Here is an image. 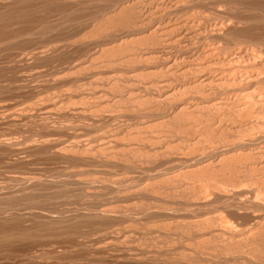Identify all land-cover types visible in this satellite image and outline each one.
<instances>
[{
	"label": "rangeland",
	"instance_id": "obj_1",
	"mask_svg": "<svg viewBox=\"0 0 264 264\" xmlns=\"http://www.w3.org/2000/svg\"><path fill=\"white\" fill-rule=\"evenodd\" d=\"M30 1H32V2H30ZM30 1L29 0H0V19H1L0 20V45L3 42H5V43H3L4 45L2 44L0 46V51H1L0 52V148H2V149H0V195H1L0 198H4L3 195H5V197L6 196L9 197V196H13V195H19L20 189H21V191L24 190L23 183L20 182L18 180V178L20 179V178L27 177V178H30V180H33V178L36 177L35 178L36 181L33 180V182H36V183H31V184L33 186H35V188L33 187V190L35 192L34 194H36L38 196L35 195L36 197L34 196V198L31 201L32 202L33 201L34 202L35 201L39 202L40 199H43L44 201L41 200L39 202V204H37V206H38L37 207L35 204H33L28 199H22L21 200L22 203L20 202V200H18V202L17 201L5 202V201H1L0 200L1 201L0 204L2 203L3 206H4L3 207L2 204L0 206V212H1L0 213V225H1L0 226V235H1L0 236V249H1L0 250V253H1L0 254V264H2V263L3 264H54V263L55 264H70L71 261H72L71 264H79L80 262H81L80 264H91V263L92 264H98V263L99 264H116V263L117 264H132V263L133 264H141V263H143V264H147V263H149V264H156V263L157 264H171V263L172 264H193L194 261H195L194 264H196L197 261H198L197 264H199V263L200 264H224V263L225 264L226 263L227 264H264V246H263L264 245L263 244L264 243V216H263L264 215V207L263 206L261 207V205L258 206V204L263 203V198H264V190H263L264 189V182H263V180H264V178H263V176H264V174H263L264 173V168L263 167L264 166L263 165L264 164L260 165V164L264 163V156H262L264 154V152H260V153L259 152H255L258 149H262L264 151V142H262L260 140H257L259 142L254 141V143L257 142L258 144L257 143L254 144L253 143V144H248L247 145V143L251 142L250 138L253 137V136H251L249 134L250 133L251 134L259 133L257 131L261 130V129L258 128V130L255 129V131H252L253 129H250L251 127L248 126V125L252 126V123H253V125H256V124L257 125H261L262 124L264 126V123H262L264 121H262L263 119L261 120V118H264V115H263V113H264L263 111L264 110H262V114L260 115L261 112L259 113V111L261 109L258 107L259 105L258 106H252L251 108L249 106L248 109H244V110H240L239 111L240 113H241V111L243 113L244 112L246 113V110H248L246 114H243V113L241 114V117L243 115V119H242L241 117H239V115H240L239 112H237V115H233V113L235 114L236 111H234V109L232 111L228 110L229 109L228 106L224 105V104H226L225 102H228V101H223V102L221 101L222 102V104H220L221 106L219 104H218L219 106L217 105V102H216L217 100L219 101L221 98L226 99V97L229 98V96L231 94H232V96H230V97H231V102L233 101L232 103H234V101H235V103L237 101H239L242 98L240 95L243 93V90H244V84H241V83H240V85H238V87L236 86V88L232 87L233 89H226L225 88V90H223L224 88H222V87H220L218 89L216 88L215 89L216 92H215V90L214 91L209 90L210 87H199V88L197 87V89H196V88H193L195 85L193 86L192 84L191 85H186L185 87H182L183 90H181V89L179 90V88H181V86H180L181 82L183 83V81L181 79L182 77L180 78V75H181L180 72L183 69L182 65L180 64V66H178L179 65L178 64L177 66H175L174 70L170 71L172 74L170 72L169 73L166 72V70L163 69V67L161 68L162 65H160V63L162 64V62L160 61V58H159L158 54H156V56H158V59H156L157 57L154 54V51H156V49H157V51L162 50L163 43H161V46L159 45L160 46L159 47L158 44H160V43L155 41V39H156V38L154 39L155 36L153 37L152 35H149V34H147V36L146 35H140V36L136 35L135 36L136 33L133 34L134 32H137L136 28L141 27L140 29L144 30V29H147V27L148 28L152 27L155 22L151 20V18L153 17V16L151 17V15H154V16L156 15L154 17V19L156 17L159 18V16L161 14L162 15H166V13H168L170 11L169 10L170 9V5H168V4H171L170 2L173 1V0H171V1H168V0L167 1L166 0H155L156 2H154L153 0H151V1L150 0H144V1L135 0V1H140L139 3L136 4L137 7L135 5V1L134 0H130V1L129 0H106V1L105 0H103V1L102 0H95V1L94 0H83V1L82 0L81 1L80 0H52V1L51 0H30ZM146 1H147V3H146ZM159 1L160 2L162 1L164 3V5H165V2H166L167 3L166 6L168 5V7L163 6L164 7V9H162L163 11L159 10L161 7H159L158 10H155L157 8V6L155 4L156 3H160ZM178 1L181 4L183 3L182 4L183 7L181 5V8L183 9L182 10L183 13H181L182 11L180 10L179 11L180 13H179L178 16H182V14L184 15L186 12H188L190 10L188 8H194L193 10H196V11L198 9L197 12H200V13L204 14L203 16H205L202 19V21H203V23H206V24L201 25L202 21H200V25H201L202 30L206 29L207 31H209V33L208 32L206 33V31L203 30V32H201V38L198 39V40H201L202 42L198 41V40L196 42L195 41L196 39H194L193 40V41H195L193 43L194 46H191L193 49H190V50H194L195 49L194 51H196V53H199L200 50H203V48H206L208 45H211V43H212V45L213 44L214 45H218L220 39H216L217 33H214V32H218L220 30L213 29L212 25L215 24L216 22L218 24L222 23L223 27L221 28L220 32L223 31L222 35L224 33L225 37L223 35V37L221 39V41L223 40L221 45H222V50L224 51V52H222V50H221V52H222L221 53V56H222L221 58H223L225 56L227 57V55H228L227 58H229V57L234 58L235 53H237V52H239L241 50L242 51H244V50L250 51L251 50L250 52L251 53L254 52L253 54H255V55L258 52V55L261 54V56H263V57H261V56L258 57V55H257L256 58L258 57L260 59L257 60L258 59L257 58L256 60H253V61L251 60L253 62V63L252 62L251 63L253 65L254 64L256 65V63L259 61L257 63V65L259 64L258 65L259 67L256 65L255 67L253 66L250 69H253V70L254 69L255 70L259 69L260 70L259 72L261 73V71H262V73L264 74V64H263L264 63L263 62L264 61V53H263L264 52V48H263L264 47V23H263L264 22V3H262V2H264V0H214V1L213 0H209L210 2L208 0H203V1H200V0H193V1L192 0L191 1L190 0H188V1L187 0H181L180 1V0H178ZM178 1H176V3L179 4ZM186 1L190 2V3H188L189 6L186 5L187 4ZM196 1H198V2L200 1V2L198 3ZM57 2H59V3H57ZM141 2H143L144 4L146 3L147 5L145 4L146 5L145 6ZM151 2H154V4H151ZM184 2L186 4H184ZM202 2H204V4H202ZM128 4L130 5V7H129ZM150 4H151V6H149ZM68 6H69L70 10H68L69 9ZM124 6L126 7V9H125ZM127 6H128V8H127ZM37 7H38V9H37ZM84 7L86 9H84ZM120 7L124 8L126 11L121 9ZM130 8H133L134 11L132 9H130ZM23 9H24V11H23ZM28 9H30V10H28ZM31 9H32V11H31ZM144 9H145L146 12L144 11ZM148 9L150 10V12H149ZM187 9H188V11H186ZM43 10H45V11H43ZM104 10H106V11H104ZM216 10H218V11H216ZM22 11H23V13H22ZM196 11H195V13H196ZM5 12H7V13H5ZM101 13H103V14H101ZM128 13H129V15H132V16L129 17ZM137 13H139V14H137ZM154 13H157V14H154ZM3 14L6 17L2 16ZM36 14H37V16H36ZM47 14H48V16H47ZM90 14H92V16ZM108 14H109V17H108ZM7 15H8V17H7ZM105 15H107V16H105ZM40 16H41L42 19L40 18ZM117 16L119 18H117ZM123 16H125V17H123ZM126 16L129 17L130 19H128ZM133 16H135L136 18L133 17ZM172 16H177V15L173 14ZM10 17H13V18H10ZM70 17H71V19H70ZM110 17H111V20H110ZM8 18H10V19H8ZM74 18H75V20H73ZM158 18H156L155 21ZM205 18H207V19H205ZM139 19H141V20H139ZM143 19H145V20H143ZM204 19H205V21H204ZM4 20H6V22ZM32 20H34V21L32 22ZM67 20L68 21L70 20V21L68 22ZM124 20H126V21H124ZM197 21H199V18H197ZM221 21H223V22H221ZM80 22H83V24L80 23ZM114 22H116V23H114ZM118 22H122V23H118ZM143 22H144V25L142 24ZM225 22H226V24H225ZM140 23H141V25H140ZM145 23H146V25H145ZM70 24H71V27H70ZM117 25L119 27H117ZM131 25H132L133 28L134 27H136V28L133 29L132 27H129ZM14 26H16L17 28L14 27ZM20 26H22V27H20ZM123 26L125 27V29H124ZM202 26H204V27H202ZM44 27H45V29H44ZM115 27H116V29H115ZM142 27H144V28H142ZM211 27H212V29H211ZM119 28H120V30H119ZM32 29H33V31H32ZM43 29H44V31H43ZM130 29L132 30V33H130L131 32ZM208 29H210L211 31L208 30ZM228 29H230V30H228ZM244 29H245V31H244ZM110 30H111V32H110ZM133 30H135V31L133 32ZM212 30L214 31L213 33H212ZM236 30L238 31V33H237ZM39 31H41V33ZM57 31H58V33H57ZM105 31H107V32H105ZM125 31H126V33H125ZM61 32H64V33H61ZM204 32H205V35H204ZM220 32H218V33H220ZM244 32H248V33H244ZM225 33H227V34H225ZM12 34H15V35H12ZM128 34H130V35H128ZM132 34H133V36H131ZM206 34H208V36H206ZM31 35H32V38H31ZM148 35L150 36L151 40H150V38H147ZM142 36H143V38H142ZM202 36H203V38H202ZM204 36H206V37H204ZM226 36H227L228 40L225 39ZM246 36L248 38H246ZM258 36H260V37H258ZM228 37H230V38H228ZM42 38H43V40H42ZM141 38H142V40H141ZM166 38L170 39V36L166 35ZM16 39H18V40H16ZM21 39H22V41H21ZM80 39H82V40H80ZM233 39H235V40H233ZM238 39L241 40V41H239ZM84 40H86V41H84ZM150 41H151V43L152 42L153 43L151 44ZM173 41L174 40H172L171 42L173 43ZM232 41L233 42L236 41L235 44ZM139 42H141V43H139ZM154 42L156 43V45L154 44ZM53 43H54V45L55 44H57V45L54 46ZM138 44L140 45V47H139ZM164 44L168 45L169 42L168 43H164ZM174 44H175V42L172 45L174 46ZM204 44H205L206 47L203 46ZM252 44H253V46H252ZM170 45H168V46L163 45V46H164L165 49L169 48L168 50L173 54V56H175L176 54H179L177 52L179 50V46H177L175 44V46L172 48V45H171V47H170ZM234 45H237V46H234ZM51 46H52V49L50 48ZM126 46H128L129 48L128 47L126 48ZM137 46L141 50L139 48H137ZM144 46H145V48H144ZM198 46H199V48H198ZM223 46H224V49L227 47L225 49L226 51L223 49ZM256 46H257V48L259 50L256 48ZM241 47H243V49ZM247 47H248V49H247ZM54 48H56V49H54ZM228 48L230 50L232 49L231 52L229 51ZM235 48H236V50H235ZM238 48L239 49L241 48V49L238 50ZM123 49H125V50H123ZM146 49L150 53L149 52L147 54L145 53L146 54L145 55L144 52H146ZM44 50H46V51H44ZM52 50H54V51H52ZM190 50H188V51L191 52ZM260 50H262V51H260ZM36 51L40 52V54L42 56L36 58V56H34V54H37ZM55 51L58 52V53H56ZM228 51H229V53H228ZM232 51H233V53H232ZM259 51H260V53H259ZM200 52H202V51H200ZM139 53L141 54V56L143 58H141ZM148 54H150V55H148ZM28 56H29V58H28ZM136 56H137V59H136ZM145 56H147V58ZM148 57H149V59H148ZM153 58H155V59H153ZM216 58H218V55L216 56ZM261 58H263V59H261ZM196 59H199L198 61L199 62L202 61L204 64H206L207 62H210L209 59H207V60L205 59L204 60V58L200 59L198 57H196ZM180 60H178V61H180ZM247 60L248 59H246V58H244V60L242 58V60H241L242 62H241L240 59H238V62H236L237 66L239 65V67H240L244 63H248ZM261 60H262L263 63L262 62L260 63ZM151 61L153 62V64H152ZM245 65H247V64H245ZM177 67H180V69L178 68V70H177ZM261 67H262L263 70L261 69ZM257 71H255V72H257ZM64 76H66V77H64ZM238 76L240 77V75H238ZM176 78H178V79H176ZM117 81H119V82H117ZM161 81L169 82L170 83L169 85H171V87L168 86L167 88H162V91H161V89H160L161 87L159 86V83ZM176 85H178V87ZM263 87H264V85H262V87H260L259 89H261V91H263L264 90ZM200 88L203 91H199V90H201ZM237 88H239L238 89L239 92H238ZM164 89H166L167 91L164 90ZM169 89H171V90H169ZM158 90H160V91H158ZM206 90L207 91H211V93L207 92ZM233 90H237V92L236 91L234 92ZM257 90L258 89H255L254 92H257L256 94H259L261 91L260 90L257 91ZM224 91L228 92L227 96L224 95V94H226V92H224ZM230 91H232V93ZM212 92L215 93V94H218L217 95L218 97L216 95H214V97L216 96L215 98H213L211 96V98H210L211 102H210V100L208 99L210 97V96H208V93L210 95H212ZM162 93H163V95H162ZM205 93L207 94L208 98H206V94ZM220 93L223 94V95H221ZM167 95L169 96V98H166V97H168ZM196 96H197V98L198 97L199 98L203 97L204 99L203 98H201V99L198 98V101H196L197 99H194V98H196ZM185 97H186V99H184ZM219 97H221V98H219ZM236 97H238L239 100L235 99ZM163 98L165 99L164 101H163ZM182 99H184V100H182ZM202 99L205 100L206 102L205 101L203 102ZM187 100H189V101H187ZM182 101H183V103H182ZM185 102H188V103H185ZM177 103L178 104L180 103V104L177 105ZM209 103H212V104H209ZM171 106L174 107V109L170 108ZM175 106L176 107L179 106V107L176 108L178 110L175 109ZM214 107H215V109H214ZM7 108H9V109H7ZM35 108H36V110H35ZM145 109H146V111H145ZM207 109H209V110H207ZM217 109H219V110H217ZM249 109H251V110H249ZM258 109H259V111H258ZM47 110H48V112H47ZM147 110L150 111V113ZM212 110H213V113H211ZM220 110H221V112H220ZM26 111H28V112L30 111V112L28 113ZM181 111H183V112H181ZM224 111H227V112H224ZM250 111H251V113H250ZM252 111H255V113H253L255 115H253V116H252ZM10 112H11V114H10ZM83 112L84 113L86 112V113L84 114ZM114 112H115V114H114ZM171 112H173V113H171ZM73 113H74L75 116L73 115ZM161 113H162L163 116L159 115ZM229 113L231 115H229ZM257 113H258V115H256ZM12 114H14V115H12ZM48 114H50V115H48ZM227 114H228V116H226ZM98 115H100V116H98ZM150 115H153V116H150ZM164 115H168V116H164ZM174 115H175V117H172ZM247 115H248V117H247ZM249 115L251 116L250 118H249ZM194 116H195V118H194ZM211 116H212L213 119L211 118ZM219 116H221V117H219ZM244 116L246 117V119L244 118ZM258 116H259V118H258ZM143 117H144L146 122L144 121ZM145 117L146 118L148 117L147 118L148 122H147V119ZM224 117L225 118L226 117H230V118L231 117H236V118L230 120L228 118L225 119ZM220 118H222V119H220ZM139 119H141L143 121H141ZM149 119H150V121H149ZM151 119H152V121H151ZM44 120L47 121V122L49 121V123L45 122ZM215 120L219 121V122H216V125L214 124ZM221 120L224 121V122H221ZM235 120L237 122L239 121L238 123L235 122L236 124L234 123L236 126L233 124V121H235ZM194 121H195V123H194ZM212 121H214V122H212ZM258 121H261V122H258ZM18 122H20V123H18ZM245 122H247V124ZM217 123L219 124V126L221 124V126H224V127H221V126L219 127ZM229 123H230V126H229ZM45 124H49V125H45ZM210 124L211 125L213 124V126H214V127L212 126L213 129H212V127H210ZM90 125H92V126H90ZM207 125L209 126V128H208ZM233 126H235V127L232 130ZM226 127H227V129H226ZM239 127H240V130H239ZM214 128H215V130H214ZM243 128H244V130H243ZM209 129H211V131H209ZM203 130H205V132ZM224 130L225 131L228 130L227 131L228 134H227V132H224ZM232 131L233 132L237 131V133H233ZM223 132L225 134H227V135H225ZM247 132H248V135H247ZM190 133H192V134H190ZM232 133H233V135H232ZM238 133H240V134H238ZM149 134H150V136H149ZM237 134H238V136H237ZM146 135L149 136V137H147ZM151 135H153V136H151ZM218 135H221V136L219 137ZM230 135H232V136L230 137ZM222 136H223V138L220 139ZM224 136L226 138L230 137L229 138L230 142ZM239 136L241 138L243 136L246 138V140L244 139V137H243V139H240L242 141L245 140L244 143L246 145L244 143H242V141H241V143H240V141L238 142L237 139L240 138ZM171 137H174V139L171 138ZM212 137L214 138V140H212L213 139ZM151 138H153V139H151ZM215 139H217V140L219 139V141L216 142ZM225 139L227 140L226 142H228L229 144L231 143V145L233 146V150L231 149L232 148L231 145L228 146L229 145L228 143L227 144L226 143H224V144L221 143V142H224ZM231 139H234V141H237L239 144L231 142V141H233ZM248 139H250V140H248ZM28 140H29V142H28ZM199 140H201V141H199ZM204 140H205V142H204ZM4 141H6V142L8 141V142L6 143ZM133 141H135V142H133ZM24 142H26V143H24ZM77 142H78V144H77ZM215 142L217 144L220 142L221 144H219V145L215 144L216 145L215 146L216 147L215 148L216 151L214 152L215 149H213L211 147V145H209V143L213 144ZM22 143H23V146L21 145ZM63 143H65V145ZM108 143H109V145H108ZM116 143H118L117 144L118 146L116 145ZM232 143L236 144L235 145L236 148H235L234 144H232ZM25 144H26V146H25ZM36 144H37V146H36ZM113 144L116 145V146H114ZM136 144H137V146H135ZM240 144H242V145H240ZM262 144H263V146H262ZM8 145H10V146H8ZM30 145L33 146V147H31ZM60 145H61V147H60ZM88 145H89V147H88ZM95 145H96V147H95ZM203 145L206 146V149H208L210 147L209 148L210 150L204 151L205 147ZM221 145L224 146V147L222 146L220 148L221 150H223V148L226 149L227 146H228V148L226 150V153H225V156H227L229 154L228 158H230V159H228V162H227L226 161L227 159L225 160L224 159L225 157L222 155L219 158H221V159L223 158L225 160L223 162H225V163H223L221 161L220 164L218 162V164H219L218 165L216 163H217V160L219 158L217 159V157L215 155L217 154L216 153L217 151H221L220 149H218ZM251 145H252V147H250ZM4 146H5V148H4ZM64 146L67 147V148L64 149L65 148ZM108 146H111V147H108ZM244 146L245 147L247 146V147L245 148ZM259 146L262 147V148H260ZM6 147H8V148H6ZM11 147H13V148L11 149ZM24 147L26 149H24ZM55 147H57V148L55 149ZM74 147H76V148H74ZM189 147H191V148H189ZM242 147H244V148H242ZM29 148H30V150L28 151ZM31 148H34V149L31 150ZM72 148H74V149H72ZM93 148H94V150H93ZM134 148H135V150H134ZM203 148H204V150H203ZM211 148H212V150H211ZM22 149L25 150V151H23ZM59 149H61L62 151H60ZM183 149H185V150H183ZM235 149L237 151H239V150L243 151V152L246 151L245 153H251L252 152V154L249 155V157L247 156V158H246V156H241V160H240V158H237L236 160H234L235 157L231 158V154H233V156H235L234 154H237ZM26 150H27V152H26ZM55 150H57L56 153H55ZM111 150L113 151V153H112ZM186 150L188 152H186ZM21 151H22V153H21ZM63 151L66 154H63L64 153ZM79 151H81V152H79ZM191 151H193V152H191ZM60 152H62V154ZM212 152H214V153H212ZM89 153H91V154H89ZM203 153L206 154V155L208 154L207 156H209L210 159H209V157H207V159H206V156L205 155L203 156ZM253 153H255L254 156H253ZM67 154H69V155H67ZM182 154H183V156H182ZM212 154H214V156ZM260 154H261L262 157L260 156ZM52 155H54V156H52ZM178 155H179V157H178ZM81 156H83V157H81ZM104 156L106 158L108 157V158H111V159H108V158L107 159H103V158H105ZM198 156L199 157L202 156V157L199 158ZM255 156L257 158L259 157V159L256 160ZM204 157H205V160H206V162L203 163L204 165L203 164L200 165L199 163L195 164L196 161H198L199 159H202V158L204 159ZM242 157H243V160H242ZM250 157H251V159H250ZM44 158H46V159H44ZM181 158L182 159L184 158L183 159L184 162H183V160ZM196 158H197V160H196ZM213 158H214V162L216 161V163H215L216 166H217L216 169L214 167L215 164L211 165V164L214 163L213 161H211V160H213ZM73 159H75V161ZM192 159H193V161H191ZM247 159H249V161ZM77 160H78V162H77ZM106 160H108V161H106ZM188 160H189V163H187ZM209 160H210V162H209ZM229 160H230V162H229ZM231 160H233L232 161L233 166L231 164ZM258 160H260L261 162L260 161L258 162ZM94 161H96V163ZM171 161H172V164H171ZM242 161H244V162L241 163ZM253 161L254 162L256 161V163L254 164ZM82 162H84V163H82ZM107 162L108 163L109 162L110 163L113 162V163H111L113 165L110 166V165H108ZM185 162H186L187 165L183 164ZM236 162L238 163V165H237ZM250 162L253 163L252 167L253 166L255 167V165H256V167H258V169L256 167L255 168H251V165H250L251 163ZM176 163H177V165H176ZM179 163H180V166H179ZM227 163L231 164L230 165L231 168H230V166H228ZM124 164H126V165H124ZM221 164L222 165L224 164V165L221 166ZM244 164H246L247 168H246V166ZM175 165L178 166L177 169H175V170L173 169L172 170L171 166H175ZM182 165H183V167H182ZM226 165H227V167H226ZM143 166H145V167H143ZM205 166L207 168H205ZM208 166H209V169H211V172L208 169ZM212 166L214 167L215 170H213ZM218 166L219 167L221 166V168L219 169ZM224 166H225V168H227V170L224 168ZM103 167H105V168H103ZM228 167H229V171H230V169L236 168L237 170H239L241 168L242 172L239 170V173L241 172L242 175L240 174L241 175L240 176L239 173L235 174L234 170H236V169L231 170L230 173H229ZM232 167H234V168H232ZM204 168L206 170L208 169L209 171L207 172ZM222 168L225 169V170H223ZM261 168H263V170ZM73 169H74V173L77 170H79V171L82 170L83 171V174L80 175L81 178L80 177H78V178L82 179V181H84V182H86V181L90 182V183L89 182L83 183L82 184L83 187H86L85 185H87L86 188H87V190H89L90 189L89 187H92L94 185L93 188L94 189L96 188V190L97 189L98 190L96 191V193H95V190H93V192H94V194H97V193L100 192L99 194H97L98 196H94V198L90 197L91 199L89 198L88 199L89 201H88L87 198L90 196V193H88V192H91V190L86 191V188L81 187L82 185L69 184L70 182H72V180L70 181V178L71 179L73 178V177H71V175L73 174V172H72ZM99 169H101V170L103 169V170L101 171ZM128 169H129V171H128ZM192 169H194V170H192ZM251 169H254V170L251 171ZM123 170L125 172H123ZM204 170H205V172H203ZM219 170H221V171H219ZM246 170L248 172H246ZM79 171H77V172H79ZM103 171H105V172H103ZM225 171H228V172L224 173ZM97 172H100V173H97ZM193 172H195V173H193ZM221 172H223V173L220 174ZM244 172H246V173L243 174ZM56 173H58V174L56 175ZM68 173L69 174L71 173V174L69 175ZM199 173H200V175H199ZM208 173H209V175H208ZM227 173L229 174V176H228ZM255 173H257V174H255ZM223 174H225L226 176L223 175ZM250 174L252 176H250ZM15 175H16V177H15ZM160 175L163 176V177H161ZM202 176H203V178H202ZM227 176L229 177V179H227L228 178ZM232 176L234 177V179L232 178ZM236 176H238V177H236ZM239 176L242 177V180H244L246 182L242 183V181H241ZM243 176H244V179H243ZM245 176L246 177L248 176V177L246 178ZM249 176L252 177V178L249 179ZM55 177H57V178H55ZM115 177H116V179H115ZM204 177L206 179H208V178L209 179L206 180V179H204ZM254 177L255 178L257 177V178L255 179ZM11 178H14V179H11ZM65 178L66 179L68 178V179L66 180ZM237 178H239V179H237ZM260 178L261 179L263 178L262 181H261ZM15 179H17L18 181L15 180ZM37 179L42 181V183L40 181H38ZM42 179L44 181L54 180L52 182H54V184H56V185H54L55 187L53 185L50 186V184H48L47 186L44 185L45 183L43 182ZM58 179H59V181H58ZM83 179H85L86 181L83 180ZM120 179H122V180H120ZM246 179H249V181H251V182L249 183V181H247ZM6 180H7V182H6ZM55 180H57V182ZM60 180H61V183L63 182L64 184H60L59 183ZM64 180H65V182H64ZM106 180H108V182ZM184 180H188V181H184ZM199 180H200V183H199ZM233 180H234V183L236 181H238V180L241 181V182L238 181V182L235 183L237 187L236 186H234V187H236L237 190H235V188L233 187V185H234L233 184ZM10 181L13 182L15 185L12 184ZM37 181L39 183H37ZM96 181H102V182H105L106 184L105 183H103L105 185L100 184L102 182L95 183ZM202 181H204V182H202ZM214 181H215V183H214ZM256 181H258V183ZM114 182H116V183H114ZM66 183L68 184V186H67ZM88 183H89L90 186H88ZM224 183H226V184H224ZM57 184H59L60 186L58 187ZM96 184L100 188L98 186L95 187ZM109 184H111V185H109ZM38 185L40 187L41 186L42 187L41 188H37V187H39ZM61 185L67 186V189H66V187L62 188L63 186H61ZM106 185L107 186H113V188L115 186L116 187L112 191L110 189L108 191V188L106 187ZM199 185H201V186H199ZM48 186H49V188H47ZM183 186H185V188ZM220 186H221V188H220ZM50 187H52V188H50ZM68 188H70V189H68ZM200 188H202V189H200ZM214 188L217 189V190H215ZM35 189H36V191H35ZM48 189H49V191H48ZM60 189L61 190L64 189V190L60 192ZM65 189L67 191H65ZM84 189H85V191H84ZM42 190H43V192H42ZM76 190L78 192L81 191V194L78 193ZM103 190H105L106 194H105V192ZM123 190H124V192H123ZM140 190H141V192H140ZM187 190H189V191H187ZM218 190L219 191H223L224 190L223 191L224 193L223 192L219 193ZM229 190H230V193H229ZM8 191H10L11 194ZM37 191H39V192H37ZM82 191L87 192V193L85 194ZM113 191H115V192H113ZM116 191L119 192L118 195H117ZM145 191H146V193H145ZM148 191L150 192L149 195H148ZM226 191H228V192H226ZM236 191H238V192H236ZM56 192H59V194L56 193ZM120 192H122V193H120ZM137 192L141 196H139L137 194ZM201 192H202V194H204V196L203 195L199 196V194ZM231 192H232V194H231ZM241 192L242 193L244 192V193L242 194ZM41 193H43V194H41ZM45 193H47V194H45ZM51 193H53V195ZM54 193H56V194L54 195ZM144 193H145L146 196L144 195ZM221 193H222V195H221ZM225 193H226V195L228 193L230 194V197H229V195H227V196L229 197V200H231L232 202L231 201L228 202V197L224 196ZM20 194H22V193L20 192ZM49 194H50V196H49ZM64 194H66V195H64ZM82 194H84V196ZM125 194L126 195L128 194V195L126 196ZM150 194H152L154 197L150 196ZM237 194H239V195H237ZM39 195L41 197H39ZM57 195H59V197ZM80 195L82 196V198L80 197ZM121 195H122L123 198H119L118 199L117 196L120 197ZM45 196H48L50 199L46 197V201H45V199H44ZM51 196H54V197H51ZM86 196H88V197H86ZM197 196H198V198L201 197L203 199L205 198L204 200H207V201H203L200 198L202 202H200V201L199 202L203 204V207L201 209L197 208L198 210L196 208H194V207H196L194 205L195 202L197 200H199L197 198ZM218 196H220L219 197L220 199L218 198ZM222 196H224L227 199L228 206H227L226 201H225L226 199L222 198ZM38 197L40 198L39 200L37 199ZM55 197H56V199H51V198H55ZM185 197L187 198V200H185L186 199ZM238 197H239V199H238ZM258 197H260V198H258ZM92 198H93V200H92ZM193 198H195V202H194ZM234 198H235V200H233ZM189 199L193 201V203H194L193 206H191L192 204L190 203ZM249 199H250V201L252 203L248 201ZM26 200H27V202L29 201V203H27ZM61 200H63V201H61ZM222 200H224L225 202H223ZM240 200H243L245 203L241 201V202H239L236 205V203L238 201H240ZM42 201H43L44 204L41 205L40 203H42ZM187 201H189L188 204H187ZM208 201H209V203H208ZM61 202H62L63 205L60 204ZM88 202H90V204ZM107 202H109V203H107ZM163 202H164V204H163ZM11 203H13V204L14 203L15 204L18 203L19 205L16 204L17 206L14 207V206H12L13 204H11ZM45 203H47V204H45ZM219 203H221V204H219ZM233 203H234V205H233ZM246 203H248L249 209L246 207L247 206ZM249 203H251V206H250ZM7 204L9 205V207L7 206ZM56 204H58V205H56ZM88 204H89V206H88ZM243 204H246V205L243 206ZM33 205H35V206H33ZM103 205H105V206H103ZM241 205H242V207H241ZM39 206H41V207H39ZM98 206H100V207H98ZM238 206H240L242 209L244 208V210H242ZM11 207H13L14 209L16 208V209L15 210L14 209L11 210ZM53 207H54V209H53ZM134 207H135V209H134ZM142 207H143V209H142ZM145 207H146V209L144 210ZM160 207H161V209H160ZM9 208H10V210H9ZM21 208H22V210H21ZM82 208H85V209H82ZM100 208L104 209V211L101 210ZM150 208H152V209H150ZM1 209H2V211H1ZM7 209L9 211H6ZM48 209H50V211ZM147 209H149V210H147ZM85 210H87V211H85ZM109 210L112 211V212L109 213L110 212ZM114 210H115V212H118V213H115ZM127 210H128V212H127ZM37 211H41V212H37ZM155 211H156V213H155ZM176 211H178V212H176ZM183 211H184V214H183ZM192 211H193V213H192ZM255 211H256V213H255ZM3 212H6V213L4 214ZM98 212L100 214L104 213V212H107V214L106 213H105V215L102 214V216L100 215L99 216L100 218H99L98 217ZM136 212H139V213H136ZM201 212H202V214H201ZM108 213H109V215H108ZM178 213H179V216H178ZM75 214H79V215H75ZM149 214H150V216H149ZM252 214L253 215L255 214L256 217H255V215L253 216ZM58 215H60V216H58ZM74 215H75V217H74ZM83 215H84V217H83ZM106 215H108V216H106ZM172 215H173V217H172ZM180 215H181V217H180ZM184 215H186V216H184ZM206 215H208V217ZM217 215L219 216L220 219H218ZM61 216H63V218ZM79 216H80V218H79ZM165 216H167V217L165 218ZM57 218H59V219H57ZM94 218H96V220ZM123 218H125V219H123ZM222 218H224V219H222ZM257 218L258 219L260 218L261 222ZM36 219H38V220H36ZM39 219H40V221H39ZM50 219H52V220H50ZM142 219H143V221H142ZM46 221H48V222H46ZM86 221H87V223H86V225H84ZM92 221H94V222H92ZM257 221L260 222L262 225L260 223H258ZM217 222L218 223L220 222L219 225H218ZM52 223H53V225H52ZM185 223H186V225H185ZM197 223L199 224L198 228H196V226H198ZM256 223H258V224H256ZM33 224H35V225H33ZM66 224L68 226H66ZM50 225H51V227H49ZM193 225L195 226L196 229L193 227ZM216 225H217V227H215ZM118 226L121 227V230H120V227H118ZM221 226L222 227L224 226L225 228L224 227L222 228ZM98 227H100V228H98ZM1 228H2V230H1ZM76 228L77 229L79 228L78 232L76 231ZM217 228H219V229H217ZM226 228L227 229L229 228L228 231L226 230ZM114 229H116V230H114ZM59 230H61L63 232H61ZM123 230L126 231V232H124ZM218 230H221V233H222L221 236H220V231H218ZM224 230H226V232H227V233H225L226 234L225 237H224L225 234H223V232H222ZM234 230L236 232L235 236H233L234 235V233H233ZM169 231H171V232H169ZM239 231L242 234H240ZM131 232L133 234H131ZM177 232H179V233H177ZM218 232H219V235H217ZM124 233H126V235ZM168 233L169 234L172 233V234L169 235ZM201 233H202V235H201ZM230 233L233 234L232 237L230 236L231 235ZM249 233L252 234V236ZM2 234H4L5 236L2 235ZM50 234H53L54 236L50 235ZM75 234H76V236H75ZM111 234H113V235H111ZM134 234H135L136 237L134 236ZM189 234H191V236ZM212 234H213V236H211ZM227 234L229 236H227ZM39 235H40V237H39ZM45 235L48 236V237H46ZM68 235H70V236L68 237ZM79 235H80V238H79ZM199 235H200V237H198ZM245 235H247V236L245 237ZM9 237L11 239H13V240H11ZM212 237H214V238H212ZM227 237L228 238L231 237V238L228 240ZM233 237H235V239ZM240 237H242L243 240ZM114 238L116 239V241H115ZM218 238H220V239H218ZM33 239H34V242H33ZM96 239H98V240H96ZM52 240H54L55 242H53ZM252 240H254V242ZM121 241H122L123 244H121ZM223 241H224V243H223ZM159 242L161 243V245H160ZM232 242H234V243L230 244ZM63 243H64V245H63ZM119 243H120V245H118ZM219 243H221V244H219ZM114 244H115V246H114ZM169 245H170V247H169ZM189 245H190V247H189ZM209 245H210V247H212L213 245L214 246L212 248H210ZM216 245H217V247H216ZM39 246H41V247H39ZM129 247H131V248H129ZM29 248H30V250H29ZM154 248H155V250H154ZM182 248H184V250ZM98 249H100V250H98ZM120 249H121V252H120ZM71 250L73 251V253H72ZM122 251H124V254H122L123 253ZM138 251H139V253L142 252V251L143 252L147 251L148 253L147 252L146 253L145 252L142 253V254H145V256L142 255L141 253H140V255H138L139 254ZM198 251L200 252V254H199ZM227 251H228V253H227ZM111 252H112V254H111ZM166 252H168V253H166ZM187 252H190V254L187 253ZM215 252H216V254H215ZM149 253H150V255H149ZM204 253H206V254H204ZM121 255L123 256V258H121L122 257ZM28 256H30V257H28ZM146 256H148V257H146ZM194 256H195L196 259L194 258ZM6 257H7L8 260L6 259ZM51 257H53V259ZM129 257H133V258L135 257L136 258L135 260H137L136 262H138V263H136V262L134 263L133 259L129 258ZM176 259H178V260H176ZM110 260H111V262H110ZM148 260H150V261H148ZM47 262H49V263H47ZM206 262H208V263H206Z\"/></svg>",
	"mask_w": 264,
	"mask_h": 264
},
{
	"label": "bare ground",
	"instance_id": "obj_2",
	"mask_svg": "<svg viewBox=\"0 0 264 264\" xmlns=\"http://www.w3.org/2000/svg\"><path fill=\"white\" fill-rule=\"evenodd\" d=\"M30 1V0H29ZM52 1V0H51ZM81 1V0H80ZM83 1V0H82ZM95 1V0H94ZM103 1V0H102ZM106 1V0H105ZM130 1V0H129ZM135 1V0H134ZM142 1H144V0H142ZM151 1V0H150ZM149 1V2H150ZM154 2H156L155 0H153ZM167 1V0H166ZM168 1H171V0H168ZM174 1V0H173ZM173 1H171L170 3L171 4H168V5H170V11L168 12V13H166V15H162L161 13V15L159 16V18L158 17H156V18H158L156 21H155V19H154V17L156 16H154V15H151V20L152 21H154L155 23H154V25L152 26V27H147V29H144V30H142V29H140L141 27H139V28H136V27H134V28H136V31L137 32H134L135 30H133V34H135V36L136 35H146L147 36V34H149V35H152L153 37H154V39H155V41L156 42H158V43H160V44H158V46L160 45L161 46V43H163V45H166V46H168V45H170L172 42V40H174L173 41V43L175 42V44L177 45V46H179V50L177 51L179 54H176L175 56H173V54L168 50V49H165L164 48V46L162 45V50H160V51H157V49H156V51H154V54H155V56H156V54H158V56H159V58H160V61L162 62V64L160 63V65H162L161 66V68L163 67V69H165L166 70V72H170V71H173L174 70V67L175 66H177L178 64V66H180V64L182 65V71L180 72V78L182 79V81H183V83L181 82V84H180V86H181V88H179V90L181 89V90H183L182 89V87H185L186 85H195L193 88H196L197 89V87L199 88V87H210V89L209 90H212V91H214L216 88L218 89V88H220V87H222V88H224L223 90H225V88L226 89H233L232 87H234V88H236V86L238 87V85H240V83L241 84H244V90H243V93L240 95L242 98L239 100L238 99V97H236L235 99H238L239 101H237L236 103H235V101H234V103H232L231 102V97L230 96H232V91H230L229 93L231 94L230 96H229V98H227L226 97V99H224V98H221V97H219V98H221L219 101L217 100L216 102H217V105L219 104H222V102L223 101H228V102H225L226 104H224V105H227L228 106V110H233L234 109V111H236V113L234 114L233 113V115H237V112H239L240 110H244V109H248L249 108V106H250V108L252 107V106H258L261 110L259 111V109H258V111H259V113H260V115L262 114V110H264V90L263 91H261V89H259L260 87H262V85H264V74L262 73V71H261V73L259 72L260 70L259 69H257V70H253V69H250V68H252L253 66L255 67L256 65H257V63L259 62H257L256 63V65L254 64H252L253 62V60H256L259 56H261V54H259L258 55V52H257V54L255 55V54H253V53H251L250 51H248V50H244V51H239V52H237V53H235V55H234V58H231V57H229V58H227L228 57V55H227V57L225 56V57H223V58H221L222 56H221V53L222 52H224L223 50H222V45H221V43L223 42V40L221 41V39H222V37H223V35H224V33H223V35H222V32H220L221 31V28L223 27V24L221 23V24H218L217 22L215 23V24H213L212 25V27H213V29H218V30H220V31H218V32H220V33H218V32H214L213 30H212V33L214 32V33H217V35H216V39H220V41H219V44L218 45H212V43H211V45H208L207 47L205 46V44L203 45V46H205L206 48H203V50H200V51H202V52H200L199 51V53H196V51H194V50H190V49H193L191 46H194L193 45V43L196 41L197 42V40L199 39V38H201V32H203V30H202V28H201V25H203V24H206V23H203V21H202V19L205 17V16H203L204 14H202V13H200V12H197L198 11V9H197V11L196 10H193L194 8H188V9H190L189 11H188V9L186 10V11H188V12H186L184 15L182 14V16H178L179 15V11L181 10H183L182 8H181V5L183 4H181L178 0H175L174 2ZM176 1H178L179 2V4L178 3H176ZM181 1V0H180ZM188 1V0H187ZM186 1V3L184 2V4H186V5H188V3H190V2H187ZM191 1V0H190ZM193 1V0H192ZM200 1H203V0H200ZM199 1V2H200ZM209 1V0H208ZM214 1V0H213ZM30 2H32V1H30ZM46 2V1H45ZM140 1H135V5L137 4V3H139ZM154 2H151V4H154ZM160 2V1H159ZM196 2H198V1H196ZM198 2V3H199ZM210 2V1H209ZM235 2V1H234ZM255 2V1H254ZM20 3V2H19ZM22 3V2H21ZM56 3V2H55ZM57 3H59V2H57ZM75 3V2H74ZM115 3V2H114ZM118 3V2H117ZM128 3V2H127ZM142 4H144L143 2H141ZM140 3V4H141ZM146 3H147V1H146ZM145 3V4H146ZM193 3V2H192ZM232 3V2H231ZM237 3V2H236ZM262 3H264V2H262ZM13 4V3H12ZM35 4V3H34ZM51 4V3H50ZM144 4V5H145ZM151 4L149 5V6H151ZM166 2H165V5H164V3L161 1L160 3H156L155 5L157 6V8L155 9V10H158L159 9V7H161L159 10H162V9H164V7L163 6H166ZM195 4V3H194ZM202 4H204V2H202ZM238 4V3H237ZM252 4V3H251ZM255 4V3H254ZM48 5V4H47ZM85 5V4H84ZM104 5V4H103ZM106 5V4H105ZM129 5V4H128ZM147 5V4H146ZM145 5V6H146ZM168 5L166 6V7H168ZM235 5V4H234ZM16 6V5H15ZM43 6V5H42ZM61 6V5H60ZM94 6V5H93ZM97 6V5H96ZM111 6V5H110ZM116 6V5H115ZM120 6V5H119ZM122 6V5H121ZM126 6V5H125ZM124 6V7H125ZM144 6V7H145ZM189 6V5H188ZM198 6V5H197ZM200 6V5H199ZM205 6V5H204ZM231 6V5H230ZM261 6V5H260ZM71 7V6H70ZM74 7V6H73ZM77 7V6H76ZM87 7V6H86ZM90 7V6H89ZM129 7H130V5H129ZM136 7H137V5H136ZM163 7V8H162ZM182 7H183V5H182ZM195 7V6H194ZM202 7V6H201ZM224 7V6H223ZM226 7V6H225ZM253 7V6H252ZM259 7V6H258ZM15 8V7H14ZM20 8V7H19ZM22 8V7H21ZM68 8H69V6H68ZM93 8V7H92ZM98 8V7H97ZM101 8V7H100ZM114 8V7H113ZM121 8V7H120ZM127 8H128V6H127ZM197 8V7H196ZM4 9V8H3ZM17 9V8H16ZM15 9V10H16ZM37 9H38V7H37ZM42 9V8H41ZM57 9V8H56ZM78 9V8H77ZM76 9V10H77ZM84 9H86L85 7H84ZM111 9V8H110ZM118 9V8H117ZM121 9H123V10H125L126 9V7H125V9L124 8H121ZM130 9H132L133 10V8H130ZM138 9V8H137ZM186 9V8H185ZM28 10H30V9H28ZM51 10V9H50ZM61 10V9H60ZM68 10H70V8L68 9ZM89 10V9H88ZM91 10V9H90ZM93 10V9H92ZM100 10V9H99ZM129 10V9H128ZM149 10V9H148ZM154 10V11H155ZM204 10V9H203ZM223 10V9H222ZM221 10V11H222ZM256 10V9H255ZM4 11V10H3ZM8 11V10H7ZM18 11V10H17ZM23 11H24V9H23ZM23 11H22V13H23ZM27 11V10H26ZM25 11V12H26ZM31 11H32V9H31ZM43 11H45V10H43ZM66 11V10H65ZM64 11V12H65ZM94 11V10H93ZM104 11H106V10H104ZM122 11V10H121ZM126 11V10H125ZM134 11V10H133ZM137 11V10H136ZM144 11H145V9H144ZM163 11V10H162ZM195 11H196V13H195ZM216 11H218V10H216ZM225 11V10H224ZM260 11V10H259ZM2 12V11H1ZM29 12V11H28ZM52 12V11H51ZM68 12V11H67ZM103 12V11H102ZM132 12V11H131ZM146 12V11H145ZM144 12V13H145ZM149 12H150V10H149ZM153 12V11H152ZM240 12V11H239ZM257 12V11H256ZM262 12V11H261ZM5 13H7V12H5ZM10 13V12H9ZM12 13V12H11ZM39 13V12H38ZM43 13V12H42ZM53 13V12H52ZM61 13V12H60ZM69 13V12H68ZM159 13V12H158ZM181 13H183V11L181 12ZM225 13V12H224ZM253 13V12H252ZM27 14V13H26ZM34 14V13H33ZM40 14V13H39ZM38 14V15H39ZM57 14V13H56ZM59 14V13H58ZM72 14V13H71ZM74 14V13H73ZM93 14V13H92ZM92 14H90L91 16H92ZM101 14H103V13H101ZM137 14H139V13H137ZM154 14H157V13H154ZM177 15V16H172V15ZM9 15V14H8ZM8 15H7V17H8ZM23 15V14H22ZM50 15V14H49ZM80 15V14H79ZM100 15V14H99ZM128 15H129V13H128ZM135 15V14H134ZM143 15V14H142ZM146 15V14H145ZM209 15V14H208ZM207 15V16H208ZM236 15V14H235ZM2 16H4V14L2 15ZM1 16V17H2ZM24 16V15H23ZM36 16H37V14H36ZM47 16H48V14H47ZM46 16V17H47ZM78 16V15H77ZM105 16H107V15H105ZM113 16V15H112ZM130 16H132V15H129V17ZM141 16V15H140ZM139 16V17H140ZM194 16V17H193ZM211 16V15H210ZM4 17H6V16H4ZM19 17V16H18ZM39 17V16H38ZM87 17V16H86ZM104 17V16H103ZM108 17H109V14H108ZM114 17V16H113ZM112 17V18H113ZM121 17V16H120ZM123 17H125V16H123ZM127 17V16H126ZM129 17H127L128 19H130ZM133 17H135V16H133ZM138 17V16H137ZM142 17V16H141ZM140 17V18H141ZM209 17V16H208ZM258 17V16H257ZM261 17V16H260ZM263 17V16H262ZM3 18V17H2ZM10 18H13V17H10ZM10 18H8V19H10ZM32 18V17H31ZM40 18H41V16H40ZM50 18V17H49ZM117 18H119L118 16H117ZM126 18V19H127ZM136 18V17H135ZM197 18H199V21H197ZM215 18V17H214ZM42 19V18H41ZM70 19H71V17H70ZM205 19H207V18H205ZM205 19H204V21H205ZM250 19V18H249ZM1 20V19H0ZM17 20V19H16ZM20 20V19H19ZM73 20H75V18L73 19ZM110 20H111V17H110ZM138 20V19H137ZM139 20H141V19H139ZM143 20H145V19H143ZM142 20V21H143ZM148 20V19H147ZM150 20V21H151ZM228 20V19H227ZM5 22H6V20H4ZM22 21V20H21ZM34 20H32V22H33ZM36 21V20H35ZM40 21V20H39ZM44 21V20H43ZM55 21V20H54ZM68 21V20H67ZM70 21V20H69ZM68 21V22H69ZM81 21V20H80ZM97 21V20H96ZM123 21V20H122ZM124 21H126V20H124ZM135 21V20H134ZM151 21V22H152ZM200 21H202V23H201V25H200ZM209 21V20H208ZM214 21V20H213ZM234 21V20H233ZM2 22V21H1ZM17 22V21H16ZM46 22V21H45ZM50 22V21H49ZM62 22V21H61ZM100 22V21H99ZM128 22V21H127ZM131 22V21H130ZM149 22V21H148ZM221 22H223V21H221ZM14 23V22H13ZM25 23V22H24ZM31 23V22H30ZM54 23V22H53ZM57 23V22H56ZM80 23H82L83 24V22H80ZM114 23H116V22H114ZM118 23H122V22H118ZM208 23V22H207ZM229 23V22H228ZM232 23V22H231ZM264 23V22H263ZM11 24V23H10ZM18 24V23H17ZM23 24V23H22ZM33 24V23H32ZM31 24V25H32ZM46 24V23H45ZM81 24V25H82ZM100 24V23H99ZM127 24V23H126ZM136 24V23H135ZM138 24V23H137ZM143 25H144V22L142 23ZM153 24V23H152ZM151 24V25H152ZM225 24H226V22H225ZM233 24V23H232ZM242 24V23H241ZM252 24V23H251ZM250 24V25H251ZM8 25V24H7ZM28 25V24H27ZM37 25V24H36ZM48 25V24H47ZM61 25V24H60ZM69 25V24H68ZM85 25V24H84ZM94 25V24H93ZM101 25V24H100ZM104 25V24H103ZM120 25V24H119ZM123 25V24H122ZM128 25V24H127ZM140 25H141V23H140ZM145 25H146V23H145ZM150 25V24H149ZM228 25V24H227ZM226 25V26H227ZM249 25V26H250ZM26 26V25H25ZM53 26V25H52ZM73 26V25H72ZM75 26V25H74ZM95 26V25H94ZM108 26V25H107ZM121 26V25H120ZM135 26V25H134ZM148 26V25H147ZM210 26V25H209ZM229 26V25H228ZM231 26V25H230ZM253 26V25H252ZM255 26V25H254ZM263 26V25H262ZM14 27H16V26H14ZM20 27H22V26H20ZM61 27V26H60ZM70 27H71V24H70ZM117 27H119L118 25H117ZM124 27V26H123ZM122 27V28H123ZM127 27V26H126ZM129 27H132V25L131 26H129ZM128 27V28H129ZM202 27H204V26H202ZM212 27H211V29H212ZM237 27V26H236ZM261 27V26H260ZM10 28V27H9ZM8 28V29H9ZM17 28V27H16ZM15 28V29H16ZM48 28V27H47ZM50 28V27H49ZM62 28V27H61ZM64 28V27H63ZM79 28V27H78ZM90 28V27H89ZM97 28V27H96ZM100 28V27H99ZM108 28V27H107ZM114 28V27H113ZM127 28V29H128ZM133 28V27H132ZM133 28V29H134ZM142 28H144V27H142ZM210 28V27H209ZM225 28V27H224ZM223 28V29H224ZM227 28V27H226ZM235 28V27H234ZM249 28V27H248ZM254 28V27H253ZM4 29V28H3ZM24 29V28H23ZM31 29V28H30ZM39 29V28H38ZM44 29H45V27H44ZM44 29H43V31H44ZM51 29V28H50ZM49 29V30H50ZM58 29V28H57ZM66 29V28H65ZM71 29V28H70ZM112 29V28H111ZM115 29H116V27H115ZM124 29H125V27H124ZM123 29V30H124ZM138 29V30H137ZM247 29V28H246ZM5 30V29H4ZM55 30V29H54ZM101 30V29H100ZM106 30V29H105ZM119 30H120V28H119ZM122 30V29H121ZM131 30V29H130ZM208 30H210V29H208ZM228 30H230V29H228ZM241 30V29H240ZM251 30V29H250ZM254 30V29H253ZM262 30V29H261ZM19 31V30H18ZM23 31V30H22ZM21 31V32H22ZM32 31H33V29H32ZM71 31V30H70ZM113 31V30H112ZM204 31H206V33L208 32L209 33V31H207L206 29L204 30ZM211 31V30H210ZM226 31V30H225ZM224 31V32H225ZM237 31V30H236ZM244 31H245V29H244ZM252 31V30H251ZM15 32V31H14ZM13 32V33H14ZM31 32V31H30ZM40 33H41V31H39ZM52 32V31H51ZM67 32V31H66ZM105 32H107V31H105ZM110 32H111V30H110ZM124 32V31H123ZM128 32V31H127ZM250 32V31H249ZM7 33V32H6ZM18 33V32H17ZM27 33V32H26ZM33 33V32H32ZM56 33V32H55ZM57 33H58V31H57ZM56 33V34H57ZM61 33H64V32H61ZM93 33V32H92ZM104 33V32H103ZM102 33V34H103ZM125 33H126V31H125ZM130 33H132V30H131V32ZM232 33V32H231ZM236 33V32H235ZM237 33H238V31H237ZM241 33V32H240ZM239 33V34H240ZM244 33H248V32H244ZM16 34V33H15ZM15 34H12V35H15ZM19 34V33H18ZM24 34V33H23ZM73 34V33H72ZM105 34V33H104ZM133 34L131 35V36H133ZM225 34H227V33H225ZM233 34V33H232ZM251 34V33H250ZM46 35V34H45ZM44 35V36H45ZM52 35V34H51ZM128 35H130V34H128ZM148 35V37L147 38H150V36ZM166 35L168 36H170V39L169 38H166ZM203 35V34H202ZM204 35H205V32H204ZM210 35V34H209ZM234 35V34H233ZM232 35V36H233ZM238 35V34H237ZM10 36V35H9ZM19 36V35H18ZM58 36V35H57ZM61 36V35H60ZM85 36V35H84ZM99 36V35H98ZM117 36V35H116ZM206 36H208V34H206ZM206 36H204V37H206ZM212 36V35H211ZM231 36V35H230ZM241 36V35H240ZM29 37V36H28ZM47 37V36H46ZM53 37V36H52ZM67 37V36H66ZM86 37V36H85ZM130 37V36H129ZM224 37H225V35H224ZM251 37V36H250ZM249 37V38H250ZM258 37H260V36H258ZM26 38V37H25ZM31 38H32V35H31ZM80 38V37H79ZM105 38V37H104ZM110 38V37H109ZM113 38V37H112ZM123 38V37H122ZM132 38V37H131ZM142 38H143V36H142ZM142 38H141V40H142ZM202 38H203V36H202ZM215 38V37H214ZM228 38H230V37H228ZM233 38V37H232ZM231 38V39H232ZM246 38H248L247 36H246ZM5 39V38H4ZM12 39V38H11ZM45 39V38H44ZM83 39V38H82ZM82 39H80V40H82ZM133 39V38H132ZM194 39H196L195 41H193ZM206 39V38H205ZM209 39V38H208ZM207 39V40H208ZM224 39V38H223ZM225 39H227V36H226V38ZM237 39V38H236ZM16 40H18V39H16ZM15 40V41H16ZM24 40V39H23ZM42 40H43V38H42ZM139 40V39H138ZM144 40V39H143ZM148 40V39H147ZM150 40H151V38H150ZM171 40V41H170ZM206 40V41H207ZM214 40V39H213ZM228 40V39H227ZM226 40V41H227ZM230 40V39H229ZM233 40H235V39H233ZM239 40V39H238ZM5 41V40H4ZM7 41V40H6ZM14 41V40H13ZM20 41V40H19ZM21 41H22V39H21ZM29 41V40H28ZM40 41V40H39ZM63 41V40H62ZM66 41V40H65ZM84 41H86V40H84ZM89 41V40H88ZM103 41V40H102ZM193 41V42H192ZM198 41H201V40H198ZM216 41V40H215ZM239 41H241V40H239ZM9 42V41H8ZM75 42V41H74ZM108 42V41H107ZM129 42V41H128ZM169 42V44L167 45V44H164V43H168ZM171 42V43H170ZM202 42V41H201ZM218 42V41H217ZM230 42V41H229ZM233 42V41H232ZM236 42V41H235ZM235 42H233L234 44H235ZM252 42V41H251ZM256 42V41H255ZM3 43H5V42H3ZM2 43V44H3ZM10 43V42H9ZM15 43V42H14ZM32 43V42H31ZM67 43V42H66ZM73 43V42H72ZM139 43H141V42H139ZM148 43V42H147ZM150 43H151V41H150ZM153 43V42H152ZM151 43V44H152ZM172 43V44H173ZM226 43V42H225ZM238 43V42H237ZM248 43V42H247ZM1 44V45H2ZM7 44V43H6ZM18 44V43H17ZM27 44V43H26ZM37 44V43H36ZM128 44V43H127ZM137 44V43H136ZM154 44L156 45V43L154 42ZM171 44V45H172ZM175 44H174V46H175ZM197 44V43H196ZM200 44V43H199ZM202 44V43H201ZM251 44V43H250ZM256 44V43H255ZM260 44V43H259ZM0 45V46H1ZM4 45V44H3ZM43 45V44H42ZM53 45H54V43H53ZM55 45H57V44H55ZM54 45V46H55ZM76 45V44H75ZM87 45V44H86ZM102 45V44H101ZM139 45V44H138ZM171 45H170V47H171ZM224 45V44H223ZM226 45V44H225ZM239 45V44H238ZM241 45V44H240ZM247 45V44H246ZM258 45V44H257ZM67 46V45H66ZM96 46V45H95ZM131 46V45H130ZM142 46V45H141ZM154 46V45H153ZM159 46V47H160ZM173 45H172V48L174 47ZM229 46V45H228ZM231 46V45H230ZM234 46H237V45H234ZM245 46V45H244ZM252 46H253V44H252ZM7 47V46H6ZM44 47V46H43ZM42 47V48H43ZM59 47V46H58ZM81 47V46H80ZM128 46H126V48H127ZM139 47H140V45H139ZM138 46H137V48H139ZM147 47V46H146ZM152 47V46H151ZM158 47V48H159ZM4 48V47H3ZM51 49H52V46L50 47ZM61 48V47H60ZM129 48V47H128ZM144 48H145V46H144ZM143 48V49H144ZM148 48V47H147ZM154 48V47H153ZM164 48V49H163ZM178 48V47H177ZM195 48V47H194ZM197 48V47H196ZM198 48H199V46H198ZM197 48V49H198ZM227 48V47H226ZM225 48V49H226ZM231 48V47H230ZM233 48V47H232ZM242 49H243V47H241ZM240 48V49H241ZM251 48V47H250ZM256 48H257V46H256ZM261 48V47H260ZM264 48V47H263ZM5 49V48H4ZM31 49V48H30ZM45 49V48H44ZM54 49H56V48H54ZM106 49V48H105ZM111 49V48H110ZM140 49V48H139ZM202 49V48H201ZM223 49H224V46H223ZM224 49V50H225ZM229 49V48H228ZM239 48H238V50H240ZM247 49H248V47H247ZM258 49V48H257ZM256 49V50H257ZM35 50V49H34ZM40 50V49H39ZM60 50V49H59ZM123 50H125V49H123ZM128 50V49H127ZM141 50V49H140ZM145 50V49H144ZM149 50V49H148ZM188 50H190L191 52H189ZM221 50H222V52H221ZM232 50V49H231ZM231 50L229 49V51L231 52ZM235 50H236V48H235ZM237 50V51H238ZM259 50V49H258ZM3 51V50H2ZM44 51H46V50H44ZM52 51H54V50H52ZM90 51V50H89ZM134 51V50H133ZM226 51V50H225ZM229 51H228V53H229ZM255 51V50H254ZM260 51H262V50H260ZM260 51H259V53H260ZM1 52V51H0ZM22 52V51H21ZM37 52V51H36ZM48 52V51H47ZM56 52V51H55ZM110 52V51H109ZM140 52V51H139ZM144 52V51H143ZM149 51H147V49H146V52H144V54L146 53H148ZM198 52V51H197ZM250 52V53H249ZM256 52V51H255ZM39 53V54H38ZM56 53H58V52H56ZM135 53V52H134ZM150 53V52H149ZM175 53V52H174ZM232 53H233V51H232ZM264 53V52H263ZM25 54V53H24ZM52 54V53H51ZM86 54V53H85ZM140 54V53H139ZM145 54V55H146ZM18 55V54H17ZM134 55V54H133ZM148 55H150V54H148ZM153 55V54H152ZM218 55V58H216V56ZM258 55V57L256 58V56ZM34 56H36V58L37 57H40V56H42L41 54H40V52H37V54H34ZM33 56V57H34ZM50 56V55H49ZM48 56V57H49ZM139 56V55H138ZM140 56H141V54H140ZM144 56V55H143ZM158 56H156L157 58L156 59H158ZM146 58H147V56H145ZM196 57H198V58H200V59H203L204 58V60L206 59H209V61L210 62H207L206 64H204L202 61H198L199 59H196ZM261 57H263V56H261ZM28 58H29V56H28ZM81 58V57H80ZM141 58H143L142 56H141ZM242 58H243V60H244V58H246V59H248L247 61H248V63H244L243 65H241L240 67H239V65L237 66V63L236 62H238V59H240V61L242 60ZM19 59V58H18ZM33 59V58H32ZM72 59V58H71ZM133 59V58H132ZM136 59H137V56H136ZM139 59V58H138ZM148 59H149V57H148ZM153 59H155V58H153ZM181 59V60H180ZM237 59V60H236ZM260 58H258L257 60H259ZM261 59H263V58H261ZM38 60V59H37ZM82 60V59H81ZM144 60V59H143ZM178 60H180V61H178ZM203 60V61H204ZM252 60V61H251ZM132 61V60H131ZM82 62V61H81ZM85 62V61H84ZM138 62V61H137ZM144 62V61H143ZM150 62V61H149ZM152 62V61H151ZM205 62V61H204ZM242 62V61H241ZM252 62V63H251ZM255 62V61H254ZM262 62V60L260 61V63ZM264 62V61H263ZM262 62V63H263ZM47 63V62H46ZM159 63V62H158ZM74 64V63H73ZM117 64V63H116ZM134 64V63H133ZM138 64V63H137ZM149 64V63H148ZM151 64V63H150ZM152 64H153V62H152ZM151 64V65H152ZM236 64V65H235ZM245 64H247V65H245ZM264 64V63H263ZM262 64V65H263ZM143 65V64H142ZM259 65V64H258ZM257 65V66H258ZM261 65V66H262ZM66 66V65H65ZM74 66V65H73ZM116 66V65H115ZM138 66V65H137ZM149 66V65H148ZM156 66V65H155ZM71 67V66H70ZM110 67V66H109ZM117 67V66H116ZM154 67V66H153ZM259 67V66H258ZM112 68V67H111ZM178 68L180 69V67H177V70H178ZM73 69V68H72ZM113 69V68H112ZM133 69V68H132ZM261 69H262V67H261ZM263 70V69H262ZM159 71V70H158ZM255 71H257V72H255ZM161 72V71H160ZM176 72V71H175ZM214 72V73H213ZM159 73V72H158ZM171 73V72H170ZM177 73V72H176ZM179 73V72H178ZM163 74V73H162ZM172 74V73H171ZM238 75H240V77L238 76ZM138 76V75H137ZM176 76V75H175ZM22 77V76H21ZM62 77V76H61ZM64 77H66V76H64ZM176 79H178V78H176ZM180 79V80H181ZM65 80V79H64ZM119 80V79H118ZM168 81V80H167ZM19 82V81H18ZM117 82H119V81H117ZM116 82V83H117ZM168 83V84H167ZM178 83V82H177ZM113 84V83H112ZM170 83L169 82H166V81H161L160 83H159V86L161 87L160 89H161V91H162V88H167L168 86L169 87H171V85H169ZM157 85V84H156ZM177 87H178V85H176ZM26 87V86H25ZM118 88V87H117ZM158 88V87H157ZM188 88V87H187ZM258 89V90H260L261 92L259 93V94H256L257 92H254V90L255 89ZM264 88V87H263ZM201 89V88H200ZM205 89V88H204ZM208 89V88H207ZM239 88H237V90H238ZM242 89V88H241ZM164 90H166V89H164ZM163 90V91H164ZM169 90H171V89H169ZM168 90V91H169ZM174 90V89H173ZM178 90V91H179ZM185 90V89H184ZM199 90V89H198ZM237 90H233L234 92L236 91L237 92ZM257 90V91H258ZM158 91H160V90H158ZM167 91V90H166ZM191 91V90H190ZM194 91V90H193ZM199 91H203L202 89L201 90H199ZM207 91V90H206ZM242 91V90H241ZM157 92V91H156ZM173 92V91H172ZM184 92V91H183ZM198 92V91H197ZM207 92H209V93H211V91H207ZM215 92H216V90H215ZM224 92H226V91H224ZM238 92H239V90H238ZM155 93V92H154ZM174 93V92H173ZM181 93V92H180ZM204 93V92H203ZM208 93V96H210L209 98L207 97V94H206V98H208L209 100H210V102H211V96L213 97V98H215L218 94H215V93H213L212 92V95H210ZM241 93V92H240ZM83 94V93H82ZM184 94V93H183ZM197 94V93H196ZM201 94V93H200ZM221 94V93H220ZM236 94V93H235ZM161 95V94H160ZM162 95H163V93H162ZM214 95H216L215 97H214ZM221 95H223V94H221ZM220 95V96H221ZM224 95H228V92H226V94H224ZM153 96V95H152ZM168 96V95H167ZM171 96V95H170ZM174 96V95H173ZM193 96V95H192ZM236 96V95H235ZM234 96V97H235ZM239 96V95H238ZM160 97V96H159ZM162 97V96H161ZM164 97V96H163ZM218 97V96H217ZM223 97V96H222ZM34 98V97H33ZM166 98H169V96L168 97H166ZM199 98V97H198ZM198 98H197V96H196V98H194V99H197L196 101H198ZM201 98H203V97H200L199 99H201ZM205 98V99H206ZM212 98V99H213ZM240 98V97H239ZM184 99H186V97L184 98ZM184 99H182V100H184ZM191 99V98H190ZM193 99V98H192ZM204 99V98H203ZM202 99V100H203ZM207 99V100H208ZM165 99L163 98V101H164ZM179 100V99H178ZM208 100V101H209ZM216 100V99H215ZM234 100V99H233ZM31 101V100H30ZM187 101H189V100H187ZM194 101V100H193ZM200 101V100H199ZM205 100H203V102H204ZM222 101V102H221ZM160 102V101H159ZM181 102V101H180ZM206 102V101H205ZM182 103H183V101H182ZM185 103H188V102H185ZM190 103V102H189ZM176 104V103H175ZM180 104V103H179ZM178 103H177V105H179ZM198 104V103H197ZM207 104V103H206ZM209 104H212V103H209ZM214 104V103H213ZM19 105V104H18ZM34 105V104H33ZM167 105V104H166ZM187 105V104H186ZM218 105V106H219ZM22 106V105H21ZM52 106V105H51ZM50 106V107H51ZM184 106V105H183ZM201 106V105H200ZM221 106V105H220ZM7 107V106H6ZM11 107V106H10ZM9 107V108H10ZM15 107V106H14ZM26 107V106H25ZM33 107V106H32ZM45 107V106H44ZM43 107V108H44ZM177 107H179V106H177ZM176 106H175V109L177 108ZM182 107V106H181ZM204 107V106H203ZM202 107V108H203ZM257 107V108H258ZM3 108V107H2ZM9 108H7V109H9ZM168 108V107H167ZM170 108H172V109H174V107H170ZM183 108V107H182ZM255 108V107H254ZM28 109V108H27ZM41 109V108H40ZM84 109V108H83ZM199 109V108H198ZM214 109H215V107H214ZM26 110V109H25ZM35 110H36V108H35ZM45 110V109H44ZM49 110V109H48ZM48 110H47V112H48ZM86 110V109H85ZM176 110H178V109H176ZM183 110V109H182ZM207 110H209V109H207ZM217 110H219V109H217ZM222 110V109H221ZM221 110H220V112H221ZM227 110V109H226ZM249 110H251V109H249ZM253 110V109H252ZM8 111V110H7ZM6 111V112H7ZM22 111V110H21ZM50 111V110H49ZM79 111V110H78ZM141 111V110H140ZM145 111H146V109H145ZM148 111V110H147ZM154 111V110H153ZM184 111V110H183ZM183 111H181V112H183ZM196 111V110H195ZM203 111V110H202ZM230 111V112H231ZM233 111V112H234ZM247 111L248 110H246V113H247ZM257 111V112H258ZM12 112V111H11ZM11 112H10V114H11ZM26 112H28V111H26ZM25 112V113H26ZM30 112V111H29ZM28 112V113H29ZM59 112V111H58ZM80 112V111H79ZM139 112V111H138ZM137 112V113H138ZM143 112V111H142ZM149 113H150V111H148ZM168 112V111H167ZM166 112V113H167ZM177 112V111H176ZM189 112V111H188ZM193 112V111H192ZM200 112V111H199ZM198 112V113H199ZM204 112V111H203ZM215 112V111H214ZM217 112V111H216ZM224 112H227V111H224ZM229 112V111H228ZM264 112V111H263ZM8 113V112H7ZM27 113V114H28ZM34 113V112H33ZM39 113V112H38ZM44 113V112H43ZM46 113V112H45ZM50 113V112H49ZM81 113V112H80ZM84 113V112H83ZM86 113V112H85ZM84 113V114H85ZM165 113V112H164ZM171 113H173V112H171ZM187 113V112H186ZM211 113H213V110H212V112ZM219 113V112H218ZM240 113V112H239ZM238 113V114H239ZM243 112L241 111V113H240V115H239V117H241V114H242ZM245 112L243 113V114H246ZM250 113H251V111H250ZM253 113H255V111H252V116L253 115H255V114H253ZM26 114V115H27ZM60 114V113H59ZM114 114H115V112H114ZM117 114V113H116ZM141 114V113H140ZM152 114V113H151ZM180 114V113H179ZM182 114V113H181ZM222 114V113H221ZM249 114V113H248ZM12 115H14V114H12ZM37 115V114H36ZM48 115H50V114H48ZM73 115H74V113H73ZM90 115V114H89ZM88 115V116H89ZM96 115V114H95ZM157 115V114H156ZM155 115V116H156ZM159 115H161V116H163L162 115V113L161 114H159ZM214 115V114H213ZM229 115H231L230 113H229ZM256 115H258V113L256 114ZM263 115H264V113H263ZM262 115V116H263ZM30 116V115H29ZM40 116V115H39ZM43 116V115H42ZM55 116V115H54ZM53 116V117H54ZM69 116V115H68ZM71 116V115H70ZM75 116V115H74ZM85 116V115H84ZM98 116H100V115H98ZM110 116V115H109ZM137 116V115H136ZM150 116H153V115H150ZM164 116H168V115H164ZM170 116V115H169ZM226 116H228V114L226 115ZM16 117V116H15ZM27 117V116H26ZM38 117V116H37ZM50 117V116H49ZM52 117V116H51ZM92 117V116H91ZM97 117V116H96ZM172 117H175V115L174 116H172ZM219 117H221V116H219ZM223 117V116H222ZM238 117V116H237ZM238 117V118H239ZM247 117H248V115H247ZM251 116L249 115V118H250ZM29 118V117H28ZM27 118V119H28ZM89 118V117H88ZM94 118V117H93ZM110 118V117H109ZM136 118V117H135ZM146 118V117H145ZM148 118V117H147ZM146 118V119H147ZM160 118V117H159ZM163 118V117H162ZM194 118H195V116H194ZM211 118H212V116H211ZM225 118V117H224ZM226 118H228V119H235L236 117H226ZM225 118V119H226ZM237 118V119H238ZM242 119H243V115H242V117H241ZM244 118L246 119V117L244 116ZM258 118H259V116H258ZM42 119V118H41ZM80 119V118H79ZM90 119V118H89ZM101 119V118H100ZM117 119V118H116ZM143 119H144V117H143ZM156 119V118H155ZM173 119V118H172ZM213 119V118H212ZM219 119V118H218ZM220 119H222V118H220ZM224 119V120H225ZM253 119V118H252ZM263 119V120H262ZM8 120V119H7ZM84 120V119H83ZM93 120V119H92ZM139 120H141V119H139ZM158 120V119H157ZM168 120V119H167ZM170 120V119H169ZM179 120V119H178ZM207 120V119H206ZM248 120V119H247ZM261 120L262 121H264V118H261ZM25 121V120H24ZM28 121V120H27ZM33 121V120H32ZM36 121V120H35ZM40 121V120H39ZM45 121V120H44ZM109 121V120H108ZM141 121H143V120H141ZM144 121H145V119H144ZM149 121H150V119H149ZM151 121H152V119H151ZM182 121V120H181ZM188 121V120H187ZM210 121V120H209ZM227 121V120H226ZM250 121V120H249ZM45 122H47V121H45ZM146 122V121H145ZM147 122H148V119H147ZM191 122V121H190ZM212 122H214V121H212ZM216 122H219V121H216L215 120V122H214V124L216 125ZM221 122H224V121H222L221 120ZM235 122H237L236 120L235 121H233V124L235 123ZM239 122V121H238ZM237 122V123H238ZM248 122V121H247ZM247 122H245L246 124H247ZM251 122V121H250ZM255 122V121H254ZM258 122H261V121H258ZM257 122V123H258ZM12 123V122H11ZM18 123H20V122H18ZM32 123V122H31ZM40 123V122H39ZM47 123H49V121L47 122ZM194 123H195V121H194ZM262 123H264V122H262ZM41 124V123H40ZM57 124V123H56ZM187 124V123H186ZM218 124V123H217ZM226 124V123H225ZM236 124V123H235ZM234 124V125H235ZM250 124V123H249ZM42 125V124H41ZM45 125H49V124H45ZM51 125V124H50ZM64 125V124H63ZM94 125V124H93ZM96 125V124H95ZM181 125V124H180ZM240 125V124H239ZM242 125V124H241ZM54 126V125H53ZM67 126V125H66ZM90 126H92V125H90ZM89 126V127H90ZM203 126V125H202ZM208 126V125H207ZM213 126V124L211 125L210 124V127H212ZM218 126H219V124H218ZM220 126H221V124H220ZM219 126V127H220ZM226 126V125H225ZM229 126H230V123H229ZM236 126V125H235ZM235 126H233V128H232V130L234 129V127ZM245 126V125H244ZM248 126H250L251 128L250 129H253L252 131H255V129L256 130H258V128L259 129H263L262 131L261 130H259V131H257V132H259V133H255V134H249V135H251V136H253L252 138H250V139H248V140H250L251 142H249V143H247V145L248 144H253L254 143V141H257V140H260V141H262V142H264V126L261 124V125H253V123H252V126L251 125H248ZM47 127V126H46ZM214 127V126H213ZM213 127H212V129H213ZM221 127H224V126H221ZM50 128V127H49ZM48 128V129H49ZM58 128V127H57ZM208 128H209V126H208ZM216 128V127H215ZM215 128H214V130H215ZM218 128V127H217ZM237 128V127H236ZM84 129V128H83ZM90 129V128H89ZM182 129V128H181ZM184 129V128H183ZM186 129V128H185ZM205 129V128H204ZM224 129V128H223ZM226 129H227V127H226ZM44 130V129H43ZM52 130V129H51ZM57 130V129H56ZM231 130V129H230ZM239 130H240V127H239ZM242 130V129H241ZM243 130H244V128H243ZM247 130V129H246ZM48 131V130H47ZM204 132H205V130H203ZM208 131V130H207ZM209 131H211V129H209ZM223 131V130H222ZM228 131V130H227ZM227 131H225L224 130V132H227ZM251 131V130H250ZM213 132V131H212ZM215 132V131H214ZM218 132V131H217ZM223 132V133H224ZM233 132V131H232ZM246 132V131H245ZM249 132V131H248ZM248 132H247V135H248ZM208 133V132H207ZM211 133V132H210ZM231 133V132H230ZM233 133H237V131L236 132H233ZM233 133H232V135H233ZM55 134V133H54ZM190 134H192V133H190ZM225 134V133H224ZM227 134H228V132H227ZM227 134H225V135H227ZM238 134H240V133H238ZM238 134H237V136H238ZM166 135V134H165ZM171 135V134H170ZM174 135V134H173ZM176 135V134H175ZM196 135V134H195ZM204 135V134H203ZM214 135V134H213ZM232 135H230V137L232 136ZM147 136V135H146ZM149 136H150V134H149ZM149 136H147V137H149ZM151 136H153V135H151ZM160 136V135H159ZM162 136V135H161ZM188 136V135H187ZM210 136V135H209ZM219 137L221 136V135H218ZM217 136V137H218ZM229 136V135H228ZM241 136V135H240ZM239 136V137H240ZM245 136V135H244ZM243 136V137H244ZM194 137V136H193ZM200 137V136H199ZM208 137V136H207ZM225 137V136H224ZM229 137V138H230ZM243 137L241 138H239V139H237L238 140V142L240 141V143H241V141L242 140H240V139H243ZM246 137V136H245ZM244 137V139L246 140V138ZM248 137V136H247ZM171 138H173L174 139V137H171ZM182 138V137H181ZM213 138V137H212ZM211 138V139H212ZM223 138V136L220 138V139H222ZM226 138V137H225ZM229 138H226V139H228V141H229ZM234 138V137H233ZM28 139V138H27ZM26 139V140H27ZM58 139V138H57ZM144 139V138H143ZM151 139H153V138H151ZM156 139V138H155ZM177 139V138H176ZM188 139V138H187ZM194 139V138H193ZM210 139V138H209ZM225 139V141L224 142H221V143H228V142H226L227 140ZM236 139V138H235ZM30 140V139H29ZM29 140H28V142H29ZM41 140V139H40ZM39 140V141H40ZM49 140V139H48ZM56 140V139H55ZM142 140V139H141ZM171 140V139H170ZM189 140V139H188ZM196 140V139H195ZM212 140H214V138L212 139ZM216 140V142L217 141H219V139L217 140V139H215ZM231 140H233V141H231V142H234V143H238L237 141H234V139H231ZM245 140H243L242 141V143H244V141ZM45 141V140H44ZM50 141V140H49ZM52 141V140H51ZM64 141V140H63ZM120 141V140H119ZM118 141V142H119ZM161 141V140H160ZM172 141V140H171ZM186 141V140H185ZM199 141H201V140H199ZM4 142H6V141H4ZM8 142V141H7ZM6 142V143H7ZM48 142V141H47ZM114 142V141H113ZM122 142V141H121ZM133 142H135V141H133ZM141 142V141H140ZM146 142V141H145ZM167 142V141H166ZM182 142V141H181ZM204 142H205V140H204ZM209 142V141H208ZM213 142V141H212ZM211 142V143H212ZM213 143V144H211V143H209V145H211V147L213 148V149H215L216 147V145L215 144H217V143ZM230 142V141H229ZM257 142H259V141H257ZM257 142H255V143H257ZM17 143V142H16ZM24 143H26V142H24ZM112 143V142H111ZM129 143V142H128ZM137 143V142H136ZM143 143V142H142ZM191 143V142H190ZM220 142L217 144V145H219V144H221ZM234 143H232V144H234ZM254 143V144H255ZM2 144V143H1ZM29 144V143H28ZM35 144V143H34ZM33 144V145H34ZM38 144V143H37ZM37 144H36V146H37ZM53 144V143H52ZM56 144V143H55ZM60 144V143H59ZM64 145H65V143H63ZM74 144V143H73ZM77 144H78V142H77ZM81 144V143H80ZM118 143H116V145H117ZM124 144V143H123ZM122 144V145H123ZM127 144V143H126ZM131 144V143H130ZM133 144V143H132ZM148 144V143H147ZM192 144V143H191ZM208 144V143H207ZM225 144V145H226ZM229 144V143H228ZM239 144V143H238ZM245 144V143H244ZM243 144V145H244ZM258 144V143H257ZM256 144V145H257ZM260 144V143H259ZM22 146H23V143L21 144ZM39 145V144H38ZM42 145V144H41ZM57 145V144H56ZM55 145V146H56ZM62 145V144H61ZM61 145H60V147H61ZM106 145V144H105ZM108 145H109V143H108ZM112 145V144H111ZM114 145V144H113ZM116 145H114V146H116ZM140 145V144H139ZM150 145V144H149ZM208 145V146H209ZM231 145V143L228 145V146H230ZM236 144H234V146H235ZM240 145H242V144H240ZM246 145V144H245ZM3 146V145H2ZM7 146V145H6ZM8 146H10V145H8ZM25 146H26V144H25ZM31 146V145H30ZM43 146V145H42ZM52 146V145H51ZM72 146V145H71ZM75 146V145H74ZM77 146V145H76ZM118 146V145H117ZM126 146V145H125ZM130 146V145H129ZM133 146V145H132ZM135 146H137V144L135 145ZM152 146V145H151ZM191 146V145H190ZM194 146V145H193ZM196 146V145H195ZM204 146V145H203ZM207 146V147H208ZM223 145H221L218 149H220L221 147H222ZM228 146H227V148H228ZM232 146V145H231ZM239 146V145H238ZM262 146H263V144H262ZM17 147V146H16ZM15 147V148H16ZM28 147V146H27ZM31 147H33V146H31ZM47 147V146H46ZM59 147V148H60ZM65 147V146H64ZM69 147V146H68ZM81 147V146H80ZM88 147H89V145H88ZM95 147H96V145H95ZM94 147V148H95ZM108 147H111V146H108ZM142 147V146H141ZM140 147V148H141ZM147 147V146H146ZM198 147V146H197ZM202 147V146H201ZM205 147V150H204V148H203V150L204 151H206V150H210L209 148L208 149H206V146H204ZM224 147V146H223ZM245 147V146H244ZM244 147H242V148H244ZM247 147V146H246ZM245 147V148H246ZM250 147H252V145L250 146ZM260 147V146H259ZM4 148H5V146H4ZM6 148H8V147H6ZM13 147H11V149H12ZM18 148V147H17ZM20 148V147H19ZM37 148V147H36ZM35 148V149H36ZM49 148V147H48ZM57 147H55V149H56ZM67 147H65L64 149H66ZM74 148H76V147H74ZM74 148H72V149H74ZM78 148V147H77ZM94 148H93V150H94ZM119 148V147H118ZM131 148V147H130ZM189 148H191V147H189ZM188 148V149H189ZM193 148V147H192ZM199 148V147H198ZM212 148H211V150H212ZM227 148L226 149H224L223 148V150H221V151H217L216 153V157H217V159L220 157V156H224L225 158V160L228 162V159H230V158H228L229 156V154L227 155V156H225V153H226V150H227ZM235 148H236V146H235ZM260 148H262V147H260ZM0 149H2V148H0ZM24 149H26L25 147H24ZM32 149H34V148H31V150ZM63 149V148H62ZM96 149V148H95ZM105 149V148H104ZM108 149V148H107ZM133 149V148H132ZM142 149V148H141ZM162 149V148H161ZM176 149V148H175ZM181 149V148H180ZM200 149V148H199ZM232 150H233V146H232V148H231ZM230 149V150H231ZM252 149V148H251ZM255 149V148H254ZM258 149V148H257ZM4 150V149H3ZM6 150V149H5ZM18 150V149H17ZM23 150V149H22ZM30 150V148L28 149V151ZM40 150V149H39ZM54 150V149H53ZM58 150V149H57ZM57 150H55V153L57 152ZM60 151H62L61 149H59ZM76 150V149H75ZM82 150V149H81ZM84 150V149H83ZM113 150V149H112ZM111 150V151H112ZM134 150H135V148H134ZM138 150V149H137ZM183 150H185V149H183ZM191 150V149H190ZM193 150V149H192ZM202 150V151H203ZM236 150V149H235ZM245 150V149H244ZM249 150V149H248ZM247 150V151H248ZM262 149H258V150H254L255 152H264L263 150L261 151ZM16 151V150H15ZM20 151V150H19ZM23 151H25V150H23ZM66 151V150H65ZM152 151V150H151ZM216 151V149L214 150V152ZM9 152V151H8ZM26 152H27V150H26ZM36 152V151H35ZM39 152V151H38ZM64 152V151H63ZM79 152H81V151H79ZM90 152V151H89ZM97 152V151H96ZM138 152V151H137ZM178 152V151H177ZM184 152V151H183ZM186 152H188L187 150H186ZM191 152H193V151H191ZM195 152V151H194ZM214 152H212V153H214ZM233 152V151H232ZM246 152V151H245ZM245 152H243V151H237L236 150V153L237 154H234L235 156H233V154H231V158H234V160H236L237 158H240V160H241V156H246V158H247V156L249 157V155H251L252 154V152L251 153H245ZM21 153H22V151H21ZM25 153V152H24ZM41 153V152H40ZM44 153V152H43ZM59 153V152H58ZM61 154H62V152H60ZM84 153V152H83ZM105 153V152H104ZM112 153H113V151H112ZM169 153V152H168ZM174 153V152H173ZM197 153V152H196ZM201 153V152H200ZM199 153V154H200ZM206 153V152H205ZM231 153V152H230ZM234 153V152H233ZM60 154V155H61ZM63 154H66L65 152L63 153ZM74 154V153H73ZM89 154H91V153H89ZM94 154V153H93ZM92 154V155H93ZM100 154V153H99ZM102 154V153H101ZM254 154L255 153H253V156H254ZM258 154V153H257ZM256 154V155H257ZM55 155V154H54ZM54 155H52V156H54ZM59 155V154H58ZM67 155H69V154H67ZM72 155V154H71ZM75 155V154H74ZM83 155V154H82ZM95 155V154H94ZM104 155V154H103ZM111 155V154H110ZM109 155V156H110ZM168 155V154H167ZM166 155V156H167ZM171 155V154H170ZM185 155V154H184ZM188 155V154H187ZM197 155V154H196ZM201 155V154H200ZM206 156V159H207V157H209V156H207L206 154H204L203 153V156ZM213 156H214V154H212ZM27 156V155H26ZM32 156V155H31ZM41 156V155H40ZM66 156V155H65ZM89 156V155H88ZM100 156V155H99ZM107 156V155H106ZM169 156V155H168ZM182 156H183V154H182ZM252 156V157H253ZM258 156V155H257ZM260 156H261V154H260ZM262 156H264V154L262 155ZM261 156V157H262ZM64 157V156H63ZM71 157V156H70ZM77 157V156H76ZM81 157H83V156H81ZM94 157V156H93ZM96 157V156H95ZM105 157V156H104ZM111 157V156H110ZM115 157V156H114ZM132 157V156H131ZM171 157V156H170ZM177 157V156H176ZM178 157H179V155H178ZM190 157V156H189ZM195 157V156H194ZM199 157V156H198ZM197 157V158H198ZM202 157V156H201ZM201 157H199V158H201ZM256 157V156H255ZM260 157V158H261ZM108 158V157H107ZM106 157L105 158H103V159H107ZM126 158V157H125ZM173 158V157H172ZM175 158V157H174ZM191 158V157H190ZM197 158H196V160H197ZM44 159H46V158H44ZM55 159V158H54ZM62 159V158H61ZM102 159V158H101ZM102 159V160H103ZM108 159H111V158H108ZM130 159V158H129ZM137 159V158H136ZM182 159V158H181ZM184 159V158H183ZM182 159V160H183ZM209 159H210V157H209ZM216 159V160H217ZM223 158L221 159V158H219L218 160H217V163H216V161L214 162V158H213V160H211V161H213L214 163L213 164H211V165H214L215 163L216 164H218V162H219V164L221 163V161L223 162V161H225ZM245 159V158H244ZM250 159H251V157H250ZM257 159H259V157L257 158L256 157V160ZM36 160V159H35ZM74 161H75V159H73ZM72 160V161H73ZM101 160V161H102ZM114 160V159H113ZM118 160V159H117ZM120 160V159H119ZM125 160V159H124ZM153 160V159H152ZM157 160V159H156ZM165 160V159H164ZM242 160H243V157H242ZM248 161H249V159H247ZM40 161V160H39ZM38 161V162H39ZM105 161V160H104ZM106 161H108V160H106ZM115 161V160H114ZM121 161V160H120ZM128 161V160H127ZM130 161V160H129ZM133 161V160H132ZM131 161V162H132ZM181 161V160H180ZM179 161V162H180ZM191 161H193V159L191 160ZM190 161V162H191ZM199 161V162H198ZM198 161H196L195 162V164L196 163H199L200 165L201 164H203V163H205L206 162V160H205V157H204V159L202 158V159H199ZM232 161L233 160H231V164H232ZM246 161V160H245ZM252 161V160H251ZM260 160H258V162H259ZM263 161V160H262ZM54 162V161H53ZM69 162V161H68ZM77 162H78V160H77ZM81 162V161H80ZM95 163H96V161H94ZM152 162V161H151ZM154 162V161H153ZM166 162V161H165ZM170 162V161H169ZM174 162V161H173ZM183 162H184V160H183ZM209 162H210V160H209ZM229 162H230V160H229ZM239 162V161H238ZM244 161H242L241 163H243ZM254 162V161H253ZM261 162V161H260ZM65 163V162H64ZM74 163V162H73ZM82 163H84V162H82ZM86 163V162H85ZM108 163V162H107ZM111 163H113V162H111ZM110 162L108 163V165H113V164H111ZM123 163V162H122ZM121 163V164H122ZM125 163V162H124ZM137 163V162H136ZM135 163V164H136ZM178 163V162H177ZM177 163H176V165H177ZM187 163H189V160L187 161ZM194 163V162H193ZM208 163V162H207ZM206 163V164H207ZM223 163H225V162H223ZM237 163V162H236ZM251 163V162H250ZM256 163V161L254 162V164ZM87 164V163H86ZM129 164V163H128ZM138 164V163H137ZM147 164V163H146ZM156 164V163H155ZM170 164V163H169ZM168 164V165H169ZM171 164H172V161H171ZM184 165L186 164V162L185 163H183ZM209 164V163H208ZM216 164H215V169L217 168V166H216ZM218 164V165H219ZM228 164V166H230L231 164L230 163H227ZM247 164V163H246ZM246 164H244L245 166H246ZM252 164L253 163H251L250 165H251V168H255L256 167V165H255V167L253 166L252 167ZM260 164V163H259ZM264 163H262V164H260V165H263ZM75 165V164H74ZM84 165V164H83ZM91 165V164H90ZM94 165V164H93ZM100 165V164H99ZM107 165V164H106ZM124 165H126V164H124ZM145 165V164H144ZM167 165V166H168ZM171 166L172 167V170L174 169H177V167L178 166ZM187 165V164H186ZM198 165V164H197ZM204 165V164H203ZM210 165V166H211ZM224 165V164H223ZM222 164H221V166H223ZM237 165H238V163H237ZM243 165V166H244ZM249 165V164H248ZM85 166V165H84ZM88 166V165H87ZM86 166V167H87ZM104 166V165H103ZM140 166V165H139ZM138 166V167H139ZM146 166V165H145ZM145 166H143V167H145ZM179 166H180V163H179ZM191 166V165H190ZM194 166V165H193ZM199 166V165H198ZM221 166L219 167L218 166V168L220 169L221 168ZM232 166H233V164H232ZM244 166V167H245ZM264 166V165H263ZM262 166V167H263ZM91 167V166H90ZM134 167V166H133ZM147 167V166H146ZM182 167H183V165H182ZM213 167V166H212ZM214 167H213V170H215L214 169ZM226 167H227V165H226ZM236 167V166H235ZM261 167V166H260ZM103 168H105V167H103ZM112 168V167H111ZM120 168V167H119ZM132 168V167H131ZM137 168V167H136ZM142 168V167H141ZM170 168V167H169ZM202 168V167H201ZM205 168H207L206 166H205ZM204 168V169H205ZM224 168H225V166H224ZM230 168H231V166H230ZM232 168H234V167H232ZM246 168H247V166H246ZM250 168V167H249ZM257 169H258V167H256ZM264 168V167H263ZM263 168H261L262 170H263ZM113 169V168H112ZM117 169V168H116ZM115 169V170H116ZM171 169V168H170ZM208 169H209V166H208ZM206 170L207 172L210 170V172H211V169H209V170ZM223 169V168H222ZM226 170H227V168H225ZM225 169H223V170H225ZM234 169H236V168H234ZM234 169H230V171L231 170H234ZM243 169V168H242ZM93 170V169H92ZM99 170H101V169H99ZM103 170V169H102ZM101 170V171H102ZM105 170V169H104ZM131 170V169H130ZM154 170V169H153ZM152 170V171H153ZM163 170V169H162ZM168 170V169H167ZM185 170V169H184ZM189 170V169H188ZM192 170H194V169H192ZM198 170V169H197ZM201 170V169H200ZM203 170V169H202ZM205 170L203 171V172H205ZM241 172H242V170H241V168L239 169ZM239 170H234V173L235 174H237V173H239ZM245 170V169H244ZM243 170V171H244ZM250 170V169H249ZM254 169H251V171H253ZM68 171V170H67ZM77 171H79V170H77ZM77 171H75V173H74V169H73V174L71 175V177H73L72 179L70 178V181L72 180V182H68L69 184H76V185H82L83 183H86V182H89V181H86L85 179H83V180H85L86 182H84V181H82V179H79L78 177H80V175L81 174H83V171L81 170V171H79V172H77ZM110 171V170H109ZM114 171V170H113ZM128 171H129V169H128ZM171 171V170H170ZM190 171V170H189ZM219 171H221V170H219ZM228 171H229V167H228ZM228 171H225L224 173H226V172H228ZM230 171H229V173H230ZM237 171V172H236ZM261 171V170H260ZM71 172V173H72ZM88 172V171H87ZM91 172V171H90ZM89 172V173H90ZM103 172H105V171H103ZM123 172H125L124 170H123ZM142 172V171H141ZM163 172V171H162ZM161 172V173H162ZM165 172V171H164ZM173 172V171H172ZM191 172V171H190ZM200 172V171H199ZM213 172V171H212ZM233 172V171H232ZM239 173V175L241 174L242 175V173ZM246 172H248L247 170H246ZM246 172H244L243 174H245ZM263 172V171H262ZM67 173V172H66ZM70 173V174H71ZM97 173H100V172H97ZM102 173V172H101ZM174 173V172H173ZM187 173V172H186ZM189 173V172H188ZM193 173H195V172H193ZM197 173V172H196ZM223 172H221L220 174H222ZM58 173H56V175H57ZM63 174V173H62ZM69 174V173H68ZM69 174V175H70ZM91 174V173H90ZM89 174V175H90ZM112 174V173H111ZM152 174V173H151ZM172 174V173H171ZM175 174V173H174ZM178 174V173H177ZM176 174V175H177ZM185 174V173H184ZM205 174V173H204ZM228 174V173H227ZM233 174V173H232ZM248 174V173H247ZM252 174V173H251ZM250 174V176H252ZM255 174H257V173H255ZM264 174V173H263ZM64 175V174H63ZM87 175V174H86ZM103 175V174H102ZM101 175V176H102ZM105 175V174H104ZM117 175V174H116ZM129 175V174H128ZM156 175V174H155ZM199 175H200V173H199ZM202 175V174H201ZM208 175H209V173H208ZM218 175V174H217ZM223 175H225V174H223ZM240 175V176H241ZM60 176V175H59ZM62 176V175H61ZM68 176V175H67ZM84 176V175H83ZM144 176V175H143ZM154 176V175H153ZM152 176V177H153ZM157 176V175H156ZM161 176V175H160ZM159 176V177H160ZM170 176V175H169ZM195 176V175H194ZM193 176V177H194ZM198 176V175H197ZM211 176V175H210ZM219 176V175H218ZM226 176V175H225ZM228 176H229V174H228ZM227 176V177H228ZM239 176V177H240ZM249 176V179L250 178H252V177H250ZM256 176V175H255ZM262 176V175H261ZM12 177V176H11ZM15 177H16V175H15ZM21 177V176H20ZM52 177V176H51ZM70 177V176H69ZM68 177V178H69ZM94 177V176H93ZM108 177V176H107ZM112 177V176H111ZM110 177V178H111ZM150 177V176H149ZM161 177H163V176H161ZM166 177V176H165ZM164 177V178H165ZM200 177V176H199ZM206 177V176H205ZM204 177V179H206ZM215 177V176H214ZM236 177H238V176H236ZM246 177V176H245ZM248 177V176H247ZM246 177V178H247ZM18 178V177H17ZM36 178V177H35ZM35 178H33V180H35L36 181V179ZM55 178H57V177H55ZM67 178V179H68ZM81 178V177H80ZM102 178V177H101ZM151 178V177H150ZM167 178V177H166ZM196 178V177H195ZM202 178H203V176H202ZM232 178L234 179V177L232 176ZM255 178V177H254ZM257 178V177H256ZM255 178V179H256ZM263 178H264V176H263ZM262 178V179H263ZM11 179H14V178H11ZM66 179V178H65ZM66 179V180H67ZM88 179V178H87ZM93 179V178H92ZM107 179V178H106ZM115 179H116V177H115ZM119 179V178H118ZM161 179V178H160ZM209 179V178H208ZM208 179H206V180H208ZM218 179V178H217ZM227 179H229V177L227 178ZM231 179V178H230ZM237 179H239V178H237ZM240 179H241V181H242V183L243 182H246V181H244V180H242V177H240ZM243 179H244V176H243ZM249 179H246L247 181H249ZM261 179V178H260ZM262 179H261V181H262ZM10 180V179H9ZM15 180H17V179H15ZM14 180V181H15ZM18 180L20 181V182H22L23 183V188H24V190L23 191H21V189H20V191H19V195H13V196H6L5 197V195H3L4 196V198H0V200L1 201H5V202H14V201H17L18 202V200H20V202L22 203V199H28V200H32L33 198H34V196L36 195V194H34L35 192H34V190H33V187L35 188V186H33L31 183H36V182H33V180H30V178H27V177H25V178H18ZM17 180V181H18ZM38 180V179H37ZM43 180V179H42ZM99 180V179H98ZM105 180V179H104ZM120 180H122V179H120ZM159 180V179H158ZM190 180V179H189ZM196 180V179H195ZM203 180V179H202ZM216 180V179H215ZM232 180V179H231ZM38 181H40V180H38ZM37 181V183H39ZM52 181H54V180H50V181H44L43 180V182L45 183L44 185H48V184H50V186L51 185H56V184H54V182H52ZM56 182H57V180H55ZM58 181H59V179H58ZM63 181V180H62ZM92 181V180H91ZM107 182H108V180H106ZM110 181V180H109ZM184 181H188V180H184ZM225 181V180H224ZM230 181V180H229ZM236 181V180H235ZM239 181V180H238ZM238 181H236V182H238ZM241 181H239V182H241ZM255 181V180H254ZM259 181V180H258ZM258 181H256L257 183H258ZM6 182H7V180H6ZM11 182V181H10ZM41 183H42V181H40ZM64 182H65V180H64ZM94 182V181H93ZM97 182H102V181H96L95 183H97ZM120 182V181H119ZM191 182V181H190ZM198 182V181H197ZM202 182H204V181H202ZM207 182V181H206ZM209 182V181H208ZM235 182V183H236ZM251 181H249V183H250ZM263 182H264V180H263ZM12 184H14L13 182H11ZM40 183V184H41ZM60 184H64L63 182L61 183V180H60V182H59ZM90 183V182H89ZM89 183H88V186H90L89 185ZM103 183H105V182H102V183H100V184H102V185H105V184H103ZM110 183V182H109ZM114 183H116V182H114ZM122 183V182H121ZM199 183H200V180H199ZM214 183H215V181H214ZM217 183V182H216ZM234 183V180H233V187L234 186H236V184ZM8 184V183H7ZM39 184V185H40ZM67 184V183H66ZM94 184V183H93ZM188 184V183H187ZM203 184V183H202ZM213 184V183H212ZM224 184H226V183H224ZM15 185V184H14ZM13 185V186H14ZM17 185V184H16ZM22 185V184H21ZM38 185V186H39ZM43 185V184H42ZM58 185V187L60 186L59 184H57ZM108 185V184H107ZM106 185V187L108 188V191H109V189L112 191L114 188H113V186H107ZM109 185H111V184H109ZM256 185V184H255ZM4 186V185H3ZM18 186V185H17ZM61 186H63L62 188H64V187H66V189H67V186H68V184H67V186H64V185H61ZM86 187H87V185H85ZM94 186V185H93ZM93 186L92 187H89L90 189L89 190H91V192H88V193H90V196L88 197V196H86V197H88L87 198V200L90 198V197H93L94 198V196H98L97 194H99V193H97V194H94V192H93V190H95V193H96V191L98 190H96V188L94 189L93 188ZM96 186H98L97 184L95 185V187ZM181 186V185H180ZM194 186V185H193ZM199 186H201V185H199ZM217 186V185H216ZM42 187V186H41ZM40 186L39 187H37V188H41ZM55 187V186H54ZM53 187V188H54ZM73 187V186H72ZM81 187H83V185L81 186ZM86 187H83V188H86ZM99 187V186H98ZM97 187V188H98ZM102 187V186H101ZM118 187V186H117ZM184 188H185V186H183ZM210 187V186H209ZM212 187V186H211ZM227 187V186H226ZM231 187V186H230ZM237 187V186H236ZM236 187H234L235 188V190H237L236 189ZM3 188V187H2ZM47 188H49V186L47 187ZM50 188H52V187H50ZM57 188V187H56ZM61 188V187H60ZM100 188V187H99ZM104 188V187H103ZM126 188V187H125ZM133 188V187H132ZM146 188V187H145ZM144 188V189H145ZM187 188V187H186ZM191 188V187H190ZM213 188V187H212ZM220 188H221V186H220ZM43 189V188H42ZM59 189V188H58ZM57 189V190H58ZM65 189V191H67ZM68 189H70V188H68ZM78 189V188H77ZM120 189V188H119ZM127 189V188H126ZM125 189V190H126ZM141 189V188H140ZM200 189H202V188H200ZM215 189V188H214ZM223 189V188H222ZM232 189V188H231ZM240 189V188H239ZM10 190V189H9ZM27 190V191H26ZM39 190V189H38ZM52 190V189H51ZM50 190V191H51ZM64 190V189H63ZM63 190H61L60 189V192L61 191H63ZM89 190H87V188H86V191H89ZM118 190V189H117ZM146 190V189H145ZM150 190V189H149ZM212 190V189H211ZM215 190H217V189H215ZM221 190V189H220ZM227 190V189H226ZM264 190V189H263ZM35 191H36V189H35ZM48 191H49V189H48ZM53 191V190H52ZM51 191V192H52ZM64 191V192H65ZM73 191V190H72ZM77 191V190H76ZM80 191V190H79ZM84 191H85V189H84ZM84 191H82L83 193H87V192H84ZM104 192H105V190H103ZM110 191V192H111ZM120 191V190H119ZM144 191V190H143ZM151 191V190H150ZM187 191H189V190H187ZM202 191V190H201ZM224 191V190H223ZM223 191H219L218 190V192L220 193V192H223ZM232 191V190H231ZM239 191V190H238ZM238 191H236V192H238ZM248 191V190H247ZM5 192V191H4ZM8 192H10V191H8ZM20 192L22 193V194H20ZM37 192H39V191H37ZM36 192V193H37ZM42 192H43V190H42ZM78 192V191H77ZM113 192H115V191H113ZM117 192V195H118V191H116ZM123 192H124V190H123ZM139 192V191H138ZM138 192H137V194H138ZM140 192H141V190H140ZM204 192V191H203ZM217 192V191H216ZM226 192H228V191H226ZM48 193V192H47ZM47 193H45V194H47ZM56 193H58L59 194V192H56ZM56 193H54V195L56 194ZM63 193V192H62ZM78 193H80L81 194V191L80 192H78ZM120 193H122V192H120ZM131 193V192H130ZM136 193V192H135ZM145 193H146V191H145ZM145 193H144V195H145ZM149 191H148V195H149ZM152 193V192H151ZM155 193V192H154ZM185 193V192H184ZM188 193V192H187ZM195 193V192H194ZM224 193V192H223ZM229 193H230V190H229ZM227 194V195H229V197H230V194ZM242 193V192H241ZM244 193V192H243ZM242 193V194H243ZM10 194H11V192H10ZM14 194V193H13ZM17 194V193H16ZM40 194V193H39ZM41 194H43V193H41ZM52 195H53V193H51ZM61 194V193H60ZM68 194V193H67ZM105 194H106V192H105ZM116 194V193H115ZM132 194V193H131ZM134 194V193H133ZM186 194V193H185ZM201 194V195H200ZM199 194V196H204V194H202V192ZM231 194H232V192H231ZM235 194V193H234ZM64 195H66V194H64ZM83 196H84V194H82ZM102 195V194H101ZM120 195V194H119ZM126 195V194H125ZM124 195V196H125ZM128 195V194H127ZM126 195V196H127ZM139 195V194H138ZM143 195V196H144ZM193 195V194H192ZM191 195V196H192ZM198 195V194H197ZM217 195V194H216ZM220 195V194H219ZM221 195H222V193H221ZM226 195V193H225V195L224 196H227ZM237 195H239V194H237ZM246 195V194H245ZM1 196V195H0ZM36 196H38V195H36ZM35 196V197H36ZM49 196H50V194H49ZM58 197H59V195H57ZM73 196V195H72ZM108 196V195H107ZM112 196V195H111ZM130 196V195H129ZM139 196H141V195H139ZM146 196V195H145ZM150 196H153L152 194H150ZM149 196V197H150ZM156 196V195H155ZM186 196V195H185ZM190 196V197H191ZM224 196H222V198H225ZM233 196V195H232ZM236 196V195H235ZM241 196V195H240ZM39 197H41L40 195H39ZM37 198L38 200L40 199V198ZM46 197L47 198H49L48 196H45V201H46ZM51 197H54V196H51ZM80 197L82 198V196L80 195ZM79 197V198H80ZM105 197V196H104ZM154 197V196H153ZM187 197V196H186ZM185 197V198H186ZM194 197V196H193ZM220 196H218V198H219ZM228 197V196H227ZM229 197H228V202L229 201H231V200H229ZM244 197V196H243ZM43 198V197H42ZM61 198V197H60ZM59 198V199H60ZM63 198V197H62ZM68 198V197H67ZM85 198V197H84ZM93 198H92V200H93ZM101 198V197H100ZM117 198L119 199V198H123L122 197V195L120 196V197H118L117 196ZM151 198V197H150ZM197 198H198V196H197ZM201 198V197H200ZM198 198L199 200H197L196 202H195V198H193V200H194V202H195V204L193 203V201L192 200H190L189 199V201H190V203L192 204L191 206H193V204L196 206V207H194V208H198V209H201L202 207H203V204L202 203H200V202H202L201 201V199L203 200V201H207V200H204L203 198ZM236 198V197H235ZM235 198L233 199V200H235ZM258 198H260V197H258ZM50 199V198H49ZM51 199H56V197L55 198H51ZM58 199V200H59ZM69 199V198H68ZM67 199V200H68ZM72 199V198H71ZM70 199V200H71ZM75 199V198H74ZM86 199V198H85ZM91 199V198H90ZM148 199V198H147ZM160 199V198H159ZM220 199V198H219ZM226 199V198H225ZM224 199V200H225ZM238 199H239V197H238ZM41 200H43V199H40V201ZM73 200V199H72ZM80 200V199H79ZM97 200V199H96ZM122 200V199H121ZM158 200V199H157ZM185 200H187V198L185 199ZM211 200V199H210ZM224 200H222L223 202H225L226 201V204H227V206H228V202H227V199L224 201ZM0 201V202H1ZM25 201V200H24ZM39 201V202H40ZM44 201V200H43ZM43 201H42V203H40L41 205L42 204H44L43 203ZM56 201V200H55ZM61 201H63V200H61ZM86 201V200H85ZM89 201V200H88ZM159 201V200H158ZM164 201V200H163ZM189 201H187V204H188V202ZM192 201V202H191ZM200 201V202H199ZM221 201V200H220ZM244 202L243 200H240V201H238L237 203H236V205L239 203V202ZM249 202H251L250 201V199L248 200ZM247 201V202H248ZM26 202H27V200H26ZM32 202V201H31ZM36 202V201H35ZM34 201L32 202L33 204H35L36 206H37V204H39V202H36L35 203ZM48 202V201H47ZM73 202V201H72ZM78 202V201H77ZM80 202V201H79ZM110 202V201H109ZM109 202H107V203H109ZM114 202V201H113ZM232 202V201H231ZM235 202V201H234ZM257 202V201H256ZM27 203H29V201L27 202ZM51 203V202H50ZM53 203V202H52ZM69 203V202H68ZM76 203V202H75ZM89 204H90V202H88ZM186 203V202H185ZM204 203V202H203ZM208 203H209V201H208ZM211 203V202H210ZM216 203V202H215ZM245 203V202H244ZM252 203V202H251ZM251 203H249L250 204V206H251ZM258 203V202H257ZM2 204V203H1ZM1 204H0V206H1ZM5 204V203H4ZM11 204H13V203H11ZM15 204V203H14ZM12 205V206H17L16 204H18V203H16L15 205ZM31 204V203H30ZM45 204H47V203H45ZM60 204H62V202L60 203ZM65 204V203H64ZM74 204V203H73ZM79 204V203H78ZM89 204H88V206H89ZM115 204V203H114ZM161 204V203H160ZM159 204V205H160ZM163 204H164V202H163ZM186 204V205H187ZM219 204H221V203H219ZM223 204V203H222ZM242 204V203H241ZM247 204V208L249 209V205H248V203H246ZM246 204H243V206L244 205H246ZM6 205V204H5ZM19 205V204H18ZM35 205H33V206H35ZM52 205V204H51ZM50 205V206H51ZM55 205V204H54ZM56 205H58V204H56ZM63 205V204H62ZM85 205V204H84ZM211 205V204H210ZM224 205V204H223ZM230 205V204H229ZM233 205H234V203H233ZM240 205V204H239ZM256 205V204H255ZM259 205H261V207L263 206L264 207V198H263V203H260V204H258V206ZM2 206H3V204H2ZM7 206L9 207V205L7 204ZM11 206V205H10ZM21 206V205H20ZM19 206V207H20ZM25 206V205H24ZM29 206V205H28ZM32 206V207H33ZM53 206V205H52ZM70 206V205H69ZM82 206V205H81ZM103 206H105V205H103ZM154 206V205H153ZM226 206V207H227ZM232 206V205H231ZM254 206V205H253ZM4 207V206H3ZM7 207V208H8ZM38 207V206H37ZM39 207H41V206H39ZM57 207V206H56ZM91 207V206H90ZM98 207H100V206H98ZM97 207V208H98ZM157 207V206H156ZM155 207V208H156ZM184 207V206H183ZM182 207V208H183ZM205 207V206H204ZM223 207V206H222ZM221 207V208H222ZM233 207V206H232ZM238 207H240V206H238ZM241 207H242V205H241ZM240 207V208H241ZM6 208V207H5ZM4 208V209H5ZM29 208V207H28ZM36 208V207H35ZM63 208V207H62ZM65 208V207H64ZM74 208V207H73ZM81 208V207H80ZM133 208V207H132ZM234 208V207H233ZM257 208V207H256ZM14 208L13 207H11V210H13ZM16 209V208H15ZM14 209V210H15ZM34 209V208H33ZM32 209V210H33ZM38 209V208H37ZM46 209V208H45ZM53 209H54V207H53ZM57 209V208H56ZM59 209V208H58ZM82 209H85V208H82ZM81 209V210H82ZM95 209V208H94ZM101 209V208H100ZM106 209V208H105ZM110 209V208H109ZM127 209V208H126ZM134 209H135V207H134ZM142 209H143V207H142ZM146 209V207L144 208V210ZM150 209H152V208H150ZM158 209V208H157ZM160 209H161V207H160ZM174 209V208H173ZM195 209V210H196ZM197 209V210H198ZM239 209V208H238ZM242 209V208H241ZM240 209V210H241ZM263 209V208H262ZM9 210H10V208H9ZM8 209L6 210V211H9ZM21 210H22V208H21ZM28 210V209H27ZM35 210V209H34ZM49 211H50V209H48ZM70 210V209H69ZM78 210V209H77ZM80 210V209H79ZM89 210V209H88ZM93 210V209H92ZM101 210H103L104 211V209H101ZM118 210V209H117ZM138 210V209H137ZM147 210H149V209H147ZM176 210V209H175ZM206 210V209H205ZM212 210V209H211ZM217 210V209H216ZM242 210H244V208L242 209ZM247 210V209H246ZM245 210V211H246ZM1 211H2V209H1ZM4 211V210H3ZM45 211V210H44ZM63 211V210H62ZM68 211V210H67ZM74 211V210H73ZM85 211H87V210H85ZM91 211V210H90ZM106 211V210H105ZM110 211V210H109ZM136 211V210H135ZM139 211V210H138ZM165 211V210H164ZM219 211V210H218ZM244 211V212H245ZM261 211V210H260ZM37 212H41V211H37ZM77 212V211H76ZM100 212V211H99ZM98 212V217L101 215L102 216V214H104L105 215V213L107 214V212H104V213H99ZM112 211H110L109 213H111ZM114 212H115V210H114ZM122 212V211H121ZM127 212H128V210H127ZM171 212V211H170ZM176 212H178V211H176ZM242 212V211H241ZM1 213V212H0ZM4 214L6 213V212H3ZM2 213V214H3ZM47 213V212H46ZM54 213V212H53ZM72 213V212H71ZM70 213V214H71ZM79 213V212H78ZM84 213V212H83ZM93 213V212H92ZM96 213V212H95ZM109 213H108V215H109ZM115 213H118V212H115ZM114 213V214H115ZM125 213V212H124ZM123 213V214H124ZM136 213H139V212H136ZM142 213V212H141ZM147 213V212H146ZM155 213H156V211H155ZM161 213V212H160ZM163 213V212H162ZM180 213V212H179ZM179 213H178V216H179ZM192 213H193V211H192ZM255 213H256V211H255ZM10 214V213H9ZM59 214V213H58ZM85 214V213H84ZM121 214V213H120ZM129 214V213H128ZM183 214H184V211H183ZM201 214H202V212H201ZM204 214V213H203ZM66 215V214H65ZM64 215V216H65ZM75 215H79V214H75ZM75 215H74V217H75ZM108 215H106V216H108ZM130 215V214H129ZM147 215V214H146ZM157 215V214H156ZM161 215V214H160ZM165 215V214H164ZM182 215V214H181ZM181 215H180V217H181ZM250 215V214H249ZM253 215V214H252ZM255 215V214H254ZM253 215V216H254ZM14 216V215H13ZM21 216V215H20ZM42 216V215H41ZM40 216V217H41ZM58 216H60V215H58ZM67 216V215H66ZM88 216V215H87ZM116 216V215H115ZM123 216V215H122ZM149 216H150V214H149ZM158 216V215H157ZM163 216V215H162ZM177 216V217H178ZM184 216H186V215H184ZM191 216V215H190ZM201 216V215H200ZM207 217H208V215H206ZM210 216V215H209ZM218 216V215H217ZM264 216V215H263ZM2 217V216H1ZM32 217V216H31ZM45 217V216H44ZM48 217V216H47ZM62 218H63V216H61ZM83 217H84V215H83ZM96 217V216H95ZM124 217V216H123ZM130 217V216H129ZM132 217V216H131ZM143 217V216H142ZM167 216H165V218H166ZM172 217H173V215H172ZM179 217V218H180ZM183 217V216H182ZM193 217V216H192ZM216 217V216H215ZM255 217H256V215H255ZM5 218V217H4ZM16 218V217H15ZM14 218V219H15ZM72 218V217H71ZM79 218H80V216H79ZM93 218V217H92ZM100 218V217H99ZM103 218V217H102ZM106 218V217H105ZM120 218V217H119ZM150 218V217H149ZM163 218V217H162ZM200 218V217H199ZM21 219V218H20ZM44 219V218H43ZM57 219H59V218H57ZM68 219V218H67ZM95 220H96V218H94ZM93 219V220H94ZM104 219V218H103ZM110 219V218H109ZM123 219H125V218H123ZM146 219V218H145ZM155 219V218H154ZM218 219H220L219 218V216H218ZM222 219H224V218H222ZM258 219V218H257ZM31 220V219H30ZM36 220H38V219H36ZM50 220H52V219H50ZM80 220V219H79ZM90 220V219H89ZM166 220V219H165ZM176 220V219H175ZM189 220V219H188ZM258 220H260V218L258 219ZM26 221V220H25ZM39 221H40V219H39ZM44 221V220H43ZM49 221V220H48ZM48 221H46V222H48ZM60 221V220H59ZM101 221V220H100ZM99 221V222H100ZM106 221V220H105ZM114 221V220H113ZM142 221H143V219H142ZM190 221V220H189ZM188 221V222H189ZM222 221V220H221ZM225 221V220H224ZM19 222V221H18ZM32 222V221H31ZM75 222V221H74ZM80 222V221H79ZM92 222H94V221H92ZM96 222V221H95ZM112 222V221H111ZM118 222V221H117ZM139 222V221H138ZM147 222V221H146ZM150 222V221H149ZM152 222V221H151ZM159 222V221H158ZM201 222V221H200ZM213 222V221H212ZM216 222V221H215ZM258 222V221H257ZM260 222H261V220H260ZM260 222H258V223H260ZM33 223V222H32ZM45 223V222H44ZM51 223V222H50ZM67 223V222H66ZM69 223V222H68ZM86 223H87V221L85 222V224L84 225H86ZM89 223V222H88ZM109 223V222H108ZM113 223V222H112ZM187 223V222H186ZM186 223H185V225H186ZM199 223V222H198ZM197 223V225L198 226H196V228H198L199 227V224ZM207 223V222H206ZM218 223V222H217ZM220 223V222H219ZM219 223H218V225H219ZM229 223V222H228ZM258 223H256V224H258ZM4 224V223H3ZM46 224V223H45ZM44 224V225H45ZM56 224V223H55ZM61 224V223H60ZM82 224V223H81ZM115 224V223H114ZM119 224V223H118ZM140 224V223H139ZM145 224V223H144ZM184 224V223H183ZM212 224V223H211ZM261 224V223H260ZM259 224V225H260ZM24 225V224H23ZM33 225H35V224H33ZM32 225V226H33ZM52 225H53V223H52ZM59 225V224H58ZM89 225V224H88ZM106 225V224H105ZM149 225V224H148ZM151 225V224H150ZM169 225V224H168ZM192 225V224H191ZM207 225V224H206ZM258 225V226H259ZM262 225V224H261ZM1 226V225H0ZM12 226V225H11ZM18 226V225H17ZM39 226V225H38ZM47 226V225H46ZM66 226H68L67 224H66ZM122 226V225H121ZM158 226V225H157ZM162 226V225H161ZM227 226V225H226ZM230 226V225H229ZM15 227V226H14ZM35 227V226H34ZM49 227H51V225L49 226ZM61 227V226H60ZM81 227V226H80ZM97 227V226H96ZM107 227V226H106ZM105 227V228H106ZM118 227H120V226H118ZM144 227V226H143ZM164 227V226H163ZM180 227V226H179ZM189 227V226H188ZM193 227L195 228V226L193 225ZM209 227V226H208ZM215 227H217V225L215 226ZM222 227V226H221ZM224 227V226H223ZM222 227V228H223ZM231 227V226H230ZM229 227V228H230ZM233 227V226H232ZM260 227V226H259ZM48 228V227H47ZM56 228V227H55ZM86 228V227H85ZM98 228H100V227H98ZM103 228V227H102ZM158 228V227H157ZM186 228V227H185ZM195 228V229H196ZM202 228V227H201ZM200 228V229H201ZM225 228V227H224ZM228 228V229H229ZM255 228V227H254ZM262 228V227H261ZM6 229V228H5ZM31 229V228H30ZM33 229V228H32ZM42 229V228H41ZM63 229V228H62ZM79 229V228H78ZM78 229L76 228V231L78 232ZM84 229V228H83ZM92 229V228H91ZM104 229V228H103ZM193 229V228H192ZM203 229V228H202ZM217 229H219V228H217ZM228 229L226 228V230L228 231ZM235 229V228H234ZM242 229V228H241ZM249 229V228H248ZM1 230H2V228H1ZM18 230V229H17ZM26 230V229H25ZM34 230V229H33ZM101 230V229H100ZM114 230H116V229H114ZM120 230H121V227H120ZM212 230V229H211ZM216 230V229H215ZM226 230H224V231H222L223 232V234H225V233H227L226 232ZM231 230V229H230ZM246 230V229H245ZM12 231V230H11ZM28 231V230H27ZM37 231V230H36ZM59 231H61V230H59ZM66 231V230H65ZM85 231V230H84ZM87 231V230H86ZM90 231V230H89ZM96 231V230H95ZM113 231V230H112ZM124 231V230H123ZM163 231V230H162ZM183 231V230H182ZM181 231V232H182ZM190 231V230H189ZM209 231V230H208ZM213 231V230H212ZM218 231H220V236L222 235V233H221V230H218ZM233 231V230H232ZM250 231V230H249ZM3 232V231H2ZM6 232V231H5ZM17 232V231H16ZM24 232V231H23ZM32 232V231H31ZM61 232H63V231H61ZM73 232V231H72ZM76 232V233H77ZM92 232V231H91ZM94 232V231H93ZM110 232V231H109ZM108 232V233H109ZM124 232H126V231H124ZM135 232V231H134ZM167 232V231H166ZM169 232H171V231H169ZM184 232V231H183ZM182 232V233H183ZM196 232V231H195ZM205 232V231H204ZM203 232V233H204ZM231 232V231H230ZM238 232V231H237ZM240 232V231H239ZM247 232V231H246ZM252 232V231H251ZM250 232V233H251ZM4 233V232H3ZM22 233V232H21ZM30 233V232H29ZM38 233V232H37ZM36 233V234H37ZM41 233V232H40ZM48 233V232H47ZM58 233V232H57ZM81 233V232H80ZM84 233V232H83ZM104 233V232H103ZM121 233V232H120ZM173 233V232H172ZM172 233H170V234H172ZM177 233H179V232H177ZM192 233V232H191ZM216 233V232H215ZM234 235L233 234H231L230 236L232 237V235L233 236H235V230H234ZM249 233V234H250ZM256 233V232H255ZM259 233V232H258ZM19 234V233H18ZM61 234V233H60ZM125 235H126V233H124ZM131 234H133L132 232H131ZM169 234V233H168ZM169 234V235H170ZM240 234H242L241 232H240ZM239 234V235H240ZM248 234V235H249ZM2 235H4V234H2ZM13 235V234H12ZM31 235V234H30ZM50 235H53V234H50ZM49 235V236H50ZM100 235V234H99ZM111 235H113V234H111ZM188 235V234H187ZM190 236H191V234H189ZM194 235V234H193ZM192 235V236H193ZM201 235H202V233H201ZM206 235V234H205ZM210 235V234H209ZM215 235V234H214ZM217 235H219V232H218V234ZM238 235V234H237ZM236 235V236H237ZM251 236H252V234H250ZM262 235V234H261ZM1 236V235H0ZM5 236V235H4ZM17 236V235H16ZM28 236V235H27ZM35 236V235H34ZM46 236V235H45ZM54 236V235H53ZM60 236V235H59ZM70 235H68V237H69ZM75 236H76V234H75ZM96 236V235H95ZM117 236V235H116ZM134 236H135V234H134ZM133 236V237H134ZM174 236V235H173ZM211 236H213V234L211 235ZM226 236V234L224 235V237ZM227 236H229L228 234H227ZM247 235H245V237H246ZM260 236V235H259ZM8 237V236H7ZM25 237V236H24ZM39 237H40V235H39ZM46 237H48V236H46ZM64 237V236H63ZM62 237V238H63ZM103 237V236H102ZM136 237V236H135ZM154 237V236H153ZM198 237H200V235L198 236ZM230 237V238H231ZM10 238V237H9ZM30 238V237H29ZM61 238V239H62ZM72 238V237H71ZM74 238V237H73ZM79 238H80V235H79ZM91 238V237H90ZM96 238V237H95ZM113 238V237H112ZM143 238V237H142ZM148 238V237H147ZM172 238V237H171ZM180 238V237H179ZM186 238V237H185ZM212 238H214V237H212ZM230 238H228L227 237V239L229 240ZM234 239H235V237H233ZM238 238V237H237ZM241 239H242V237H240ZM244 238V237H243ZM11 239V238H10ZM31 239V238H30ZM49 239V238H48ZM58 239V238H57ZM77 239V238H76ZM86 239V238H85ZM101 239V238H100ZM115 239V238H114ZM126 239V238H125ZM134 239V238H133ZM211 239V238H210ZM217 239V238H216ZM218 239H220V238H218ZM233 239V240H234ZM250 239V238H249ZM260 239V238H259ZM3 240V239H2ZM5 240V239H4ZM9 240V239H8ZM11 240H13V239H11ZM16 240V239H15ZM78 240V239H77ZM76 240V241H77ZM83 240V239H82ZM96 240H98V239H96ZM119 240V239H118ZM171 240V239H170ZM185 240V239H184ZM187 240V239H186ZM227 240V241H228ZM232 240V239H231ZM243 240V239H242ZM7 241V240H6ZM22 241V240H21ZM38 241V240H37ZM40 241V240H39ZM53 242H55L54 240H52ZM67 241V240H66ZM115 241H116V239H115ZM114 241V242H115ZM131 241V240H130ZM149 241V240H148ZM167 241V240H166ZM180 241V240H179ZM211 241V240H210ZM217 241V240H216ZM225 241V240H224ZM224 241H223V243H224ZM253 242H254V240H252ZM262 241V240H261ZM15 242V241H14ZM26 242V241H25ZM30 242V241H29ZM33 242H34V239H33ZM81 242V241H80ZM79 242V243H80ZM97 242V241H96ZM128 242V241H127ZM144 242V241H143ZM197 242V241H196ZM205 242V241H204ZM214 242V241H213ZM221 242V241H220ZM240 242V241H239ZM5 243V242H4ZM3 243V244H4ZM8 243V242H7ZM18 243V242H17ZM32 243V242H31ZM40 243V242H39ZM42 243V242H41ZM113 243V242H112ZM151 243V242H150ZM160 243V242H159ZM181 243V242H180ZM206 243V242H205ZM204 243V244H205ZM227 243V242H226ZM234 242H232V243H230V244H233ZM12 244V243H11ZM10 244V245H11ZM74 244V243H73ZM83 244V243H82ZM96 244V243H95ZM102 244V243H101ZM108 244V243H107ZM111 244V243H110ZM121 244H123L122 243V241H121ZM156 244V243H155ZM168 244V243H167ZM203 244V245H204ZM212 244V243H211ZM218 244V243H217ZM219 244H221V243H219ZM264 244V243H263ZM2 245V244H1ZM9 245V244H8ZM63 245H64V243H63ZM85 245V244H84ZM109 245V244H108ZM118 245H120V243L118 244ZM160 245H161V243H160ZM182 245V244H181ZM195 245V244H194ZM207 245V244H206ZM224 245V244H223ZM222 245V246H223ZM22 246V245H21ZM20 246V247H21ZM38 246V245H37ZM36 246V247H37ZM75 246V245H74ZM105 246V245H104ZM114 246H115V244H114ZM180 246V245H179ZM184 246V245H183ZM202 246V245H201ZM205 246V245H204ZM214 246V245H213ZM212 246V247H213ZM230 246V245H229ZM264 246V245H263ZM39 247H41V246H39ZM84 247V246H83ZM102 247V246H101ZM123 247V246H122ZM132 247V246H131ZM131 247H129V248H131ZM151 247V246H150ZM149 247V248H150ZM169 247H170V245H169ZM189 247H190V245H189ZM192 247V246H191ZM209 247H210V245H209ZM212 247H210V248H212ZM216 247H217V245H216ZM227 247V246H226ZM52 248V247H51ZM71 248V247H70ZM77 248V247H76ZM94 248V247H93ZM99 248V247H98ZM138 248V247H137ZM158 248V247H157ZM200 248V247H199ZM223 248V247H222ZM5 249V248H4ZM19 249V248H18ZM24 249V248H23ZM53 249V248H52ZM74 249V248H73ZM122 249V248H121ZM121 249H120V252H121ZM124 249V248H123ZM142 249V248H141ZM174 249V248H173ZM183 250H184V248H182ZM181 249V250H182ZM188 249V248H187ZM186 249V250H187ZM195 249V248H194ZM261 249V248H260ZM1 250V249H0ZM29 250H30V248H29ZM50 250V249H49ZM80 250V249H79ZM98 250H100V249H98ZM115 250V249H114ZM118 250V249H117ZM133 250V249H132ZM137 250V249H136ZM147 250V249H146ZM154 250H155V248H154ZM162 250V249H161ZM200 250V249H199ZM212 250V249H211ZM3 251V250H2ZM5 251V250H4ZM20 251V250H19ZM18 251V252H19ZM72 251V250H71ZM77 251V250H76ZM107 251V250H106ZM112 251V250H111ZM159 251V250H158ZM193 251V250H192ZM229 251V250H228ZM228 251H227V253H228ZM13 252V251H12ZM62 252V251H61ZM82 252V251H81ZM85 252V251H84ZM115 252V251H114ZM123 253L122 254H124V251H122ZM133 252V251H132ZM131 252V253H132ZM145 252V251H144ZM143 251L142 252H140L141 254L142 253H144ZM147 252V251H146ZM145 252V253H146ZM199 252V251H198ZM218 252V251H217ZM15 253V252H14ZM43 253V252H42ZM46 253V252H45ZM54 253V252H53ZM72 253H73V251H72ZM79 253V252H78ZM134 253V252H133ZM138 253H139V251H138ZM137 253V254H138ZM140 253L138 254V255H140ZM148 253V252H147ZM161 253V252H160ZM166 253H168V252H166ZM187 253H189L190 254V252H187ZM197 253V252H196ZM195 253V254H196ZM1 254V253H0ZM8 254V253H7ZM25 254V253H24ZM23 254V255H24ZM96 254V253H95ZM109 254V253H108ZM111 254H112V252H111ZM115 254V253H114ZM136 254V253H135ZM159 254V253H158ZM178 254V253H177ZM180 254V253H179ZM199 254H200V252H199ZM204 254H206V253H204ZM215 254H216V252H215ZM11 255V254H10ZM21 255V254H20ZM42 255V254H41ZM75 255V254H74ZM100 255V254H99ZM119 255V254H118ZM117 255V256H118ZM129 255V254H128ZM137 255V256H138ZM142 255H144L145 256V254H142ZM149 255H150V253H149ZM153 255V254H152ZM160 255V254H159ZM162 255V254H161ZM175 255V254H174ZM186 255V254H185ZM208 255V254H207ZM213 255V254H212ZM7 256V255H6ZM22 256V255H21ZM86 256V255H85ZM88 256V255H87ZM92 256V255H91ZM101 256V255H100ZM122 256V255H121ZM130 256V255H129ZM190 256V255H189ZM234 256V255H233ZM232 256V257H233ZM28 257H30V256H28ZM46 257V256H45ZM90 257V256H89ZM99 257V256H98ZM116 257V256H115ZM114 257V258H115ZM125 257V256H124ZM128 257V256H127ZM146 257H148V256H146ZM159 257V256H158ZM163 257V256H162ZM199 257V256H198ZM207 257V256H206ZM227 257V256H226ZM13 258V257H12ZM52 259H53V257H51ZM120 258V257H119ZM118 258V259H119ZM121 258H123V256L121 257ZM129 258H132L133 259V261H134V263L137 261V260H135L136 258L134 257H129ZM144 258V257H143ZM155 258V257H154ZM165 258V257H164ZM190 258V257H189ZM192 258V257H191ZM194 258H195V256H194ZM202 258V257H201ZM204 258V257H203ZM238 258V257H237ZM6 259H7V257H6ZM35 259V258H34ZM33 259V260H34ZM41 259V258H40ZM44 259V258H43ZM68 259V258H67ZM170 259V258H169ZM175 259V258H174ZM196 259V258H195ZM8 260V259H7ZM31 260V259H30ZM50 260V259H49ZM128 260V259H127ZM164 260V259H163ZM176 260H178V259H176ZM203 260V259H202ZM228 260V259H227ZM10 261V260H9ZM36 261V260H35ZM55 261V260H54ZM60 261V260H59ZM58 261V262H59ZM113 261V260H112ZM148 261H150V260H148ZM185 261V260H184ZM183 261V262H184ZM194 261V260H193ZM239 261V260H238ZM38 262V261H37ZM69 262V261H68ZM84 262V261H83ZM102 262V261H101ZM110 262H111V260H110ZM153 262V261H152ZM195 262V261H194ZM194 262H193V264H194ZM201 262V261H200ZM205 262V261H204ZM210 262V261H209ZM212 262V261H211ZM235 262V261H234ZM47 263H49V262H47ZM71 263H72V261H71ZM70 263V264H71ZM81 263V262H80ZM79 263V264H80ZM125 263V262H124ZM136 263H138V262H136ZM155 263V262H154ZM198 263V261L196 262V264ZM206 263H208V262H206ZM3 264V263H2ZM55 264V263H54ZM92 264V263H91ZM99 264V263H98ZM117 264V263H116ZM133 264V263H132ZM141 264H143V263H141ZM147 264H149V263H147ZM157 264V263H156ZM172 264V263H171ZM200 264V263H199ZM225 264V263H224ZM227 264V263H226Z\"/></svg>",
	"mask_w": 264,
	"mask_h": 264
}]
</instances>
